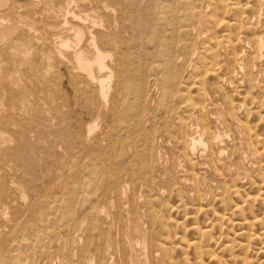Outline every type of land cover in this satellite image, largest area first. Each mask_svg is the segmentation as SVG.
Wrapping results in <instances>:
<instances>
[{
	"label": "rangeland",
	"instance_id": "obj_1",
	"mask_svg": "<svg viewBox=\"0 0 264 264\" xmlns=\"http://www.w3.org/2000/svg\"><path fill=\"white\" fill-rule=\"evenodd\" d=\"M138 1L140 4L138 3ZM67 2H68L67 0H64V1L63 0H53L54 4L62 3L61 5L63 7L65 6V3H67ZM93 2H97L99 4V6H100V4H102L101 6L106 7V9H104L105 13H103V10H101V9L97 10L99 12V14L102 13L101 14V22L105 23L106 26H105V24L101 23V26L97 25L98 27L95 26V27L90 28L88 25L89 30L92 29L91 31H93V33L96 32L97 35L99 33L98 36L100 39L99 38L98 39L101 40L100 45L102 44L101 46H103L101 48V46L99 45V48L102 52H106V51L109 52L110 51L109 52L110 54L113 53V54H111V55H113V58H114L112 60H115L116 55L118 53H121L122 49H123L125 51L122 52L121 54L125 55V58L128 57L127 60L129 61V64L134 66V67L139 65V64L141 66H143V64L146 63L145 60H147V59L149 61L154 60V63L151 64V66L150 65L148 66L149 61L147 60V65H146L147 69L146 70L141 69L144 72V76H146V77H144V79L141 80V82L144 85L140 82V90L143 89L141 91H144V92H141L140 90L139 91L143 94L142 95L143 98L141 97L142 99L137 100V102L138 103L145 102L146 103L145 108L147 111L149 110L151 112L152 110H154L153 111L154 113L153 112L149 113V111H148V112H146V114L148 113V115L153 116L155 118L157 117V115H158V117H159V115H161V117H163L164 115H166V117H168V115L170 116V112H171V110H169V109H171V107L173 105L174 107H176V112H173V115L174 116H181L182 118L180 117V120L185 121V122L182 121V123H184L182 126H185V127L180 126V128L177 127L176 130L173 129V131L176 132V134H174V132H172V135H173L172 136V135H169L171 133H169L164 126L160 125L161 124V119H160L161 117L156 118L157 119L155 121L156 128L152 130L153 131L152 133H151V131H149V133H148L149 136L152 134L151 135L152 138L150 136V139H152L151 140L152 144L150 143V145H149L150 146L149 147V149H150L149 155L150 156L148 155L149 158H148V156L145 157V162H147V163H145L146 164L145 167H147L148 164H150L148 166L147 170L149 171V174L151 172L150 176H148L149 177L148 178L149 179L148 187L149 186L151 187V188H149L150 193H148V195L150 196L151 194H154L156 192L158 194V196H156L157 194L154 195L156 197L155 198L153 197V200L158 201L159 206L156 205L157 202H155V201H153L154 205H151V204L147 205L146 204V202H147L146 201L147 200L146 194H145V192H143L145 190H141V191L137 192L140 194L142 192V194L140 195V194H137L136 192L135 193L133 192V190L131 189L132 186H130L131 188L129 189L128 204L123 203L124 205H121V208H120L119 203L117 201V198H118L117 195H118L119 190H116L114 188H113V190L110 189V191L112 192L110 195L111 197L109 196L110 198L108 197L107 199H105V198L102 199L101 194L103 191L102 192H100V191L105 190L107 182H104V181H107V178L109 177V176H106L105 173H103V172H106L107 170L102 169V168L107 167V163L104 164L105 162H107V161H105L106 159L105 160L102 159V158H105V154H106L103 152L107 151V147L109 146L108 144H110L109 143L110 140L108 142H105L108 139L107 138L108 136L106 133L107 131L105 130V127H104L106 124L103 125V127H101L102 125H100L102 119L104 120V123H106V120L104 119L105 114L103 116V113H102L99 116L95 112L96 117L95 118L91 117V116L94 117V115H95L94 111L91 110V108H90L91 106L89 105V102H87L85 99L82 100L83 98L81 97V95L79 96L78 92L75 91L77 89L76 84L70 82L71 80L74 82L75 78L68 76L70 72H67V71H69V69H67V67H68L67 61H60L58 58L54 57V54H55L54 48L55 47L53 45L51 47H49L51 45V44H49L50 41L47 44H44L43 46L41 44L42 43L41 41H39L38 43L36 41L35 43L31 44V47H33V48H31L30 44H29V47L27 46L28 44L26 45V43H28V41L26 40L27 38L24 37L25 35L22 36V34H21L20 37L18 38L19 32L15 31L12 33L13 38L10 37L9 40H7V39L4 40V42L10 41V43H3V44L0 43V45L2 44L5 46V44H6L8 46V48H7V46H5L6 47L5 49H3L4 48L3 46H0V48L3 47L2 49L4 50L3 51L2 49H0V54H1L0 58H3L2 62L3 61L8 62L10 65V66H8V63H7V65H5L6 63H4V62H3L4 63V65H3V63L0 62V74H1L0 75V77H1L0 78V80H1L0 81L1 82L0 91H2V92H0V94H1V96H0L1 97L0 98V100H1L0 101V115H2V116H0V119H1V117L2 118L6 117L7 120H8V118L10 119L9 123L7 120L3 119L4 122L1 121L2 119L0 120V125H2V128H0V130L3 131V130H6L7 128L10 129L9 126L11 127V124L13 122L17 123V124L14 123L15 126L13 125V127L16 128L15 129L16 132H10V131L8 132L7 131L8 134H7V132H6V134L10 138L8 140L11 141V139H12V141L10 142L11 146L14 145L12 147H15L14 148L15 150L18 149L16 151L19 153L18 156H19V158H21L23 164H18L20 162L17 163L15 160L11 159L9 151L8 152L4 151L1 153L3 155L5 153V156H3V155L0 156V159H1L0 166H2L1 168L4 169V170H0V174H2L1 176H3V177L0 176V178H1L0 180L3 181L6 179V181H3V182L0 181V184L2 185V187H0V191H1L0 194L2 193V196L5 197L4 198L0 195V210H1V212H0V224H1L0 233L2 232L0 234V248L3 244L5 245V241H10V239H12V237H14V234L19 232L20 237H22V238L26 237L27 240L30 239V242L33 243L32 249H33V251H35V253H37L36 254L37 256L35 255L34 258L35 259L37 257L39 258V259L37 258L36 260H34V258H31V264H34V263L35 264H42V263L43 264H46V263L49 264L48 263L49 261H50V264H64V263L65 264H67V263L72 264V262L77 263L79 261V259H78L79 249H80L81 245H83V243L85 242V239L87 237V233H88L87 228L88 229L91 228V226H92L91 224L96 223L95 225H97L99 230H100V231L97 230L96 234H98L100 232L102 235H105V236H102V235L101 236L103 238H105L106 241L110 242L109 246L111 247V251L113 250L112 252L110 251L112 253L111 257H113V260L115 259L114 261L111 262L112 264H134V263L135 264H264V40H261V44H259V45L257 44V41L260 37H261V39H264V0H151V2H150V0H146V1L145 0H136V1H134V0H120V1H118V0H111V1L110 0H96V1L91 0V1H88L87 0V3L90 5H88L86 7L87 10H85V9L83 10L84 13L82 12V9H81L82 4L80 2L77 4L75 1L74 4H76L77 6L71 5L73 7H70V9L71 10L74 9L76 11V13H78L77 15L81 16V15L85 14V11H88L89 9L90 10L94 9V8H92L95 5ZM102 2H104V5ZM125 3L128 6L125 5ZM142 3L145 4L146 8L143 7ZM106 4H108V5L106 6ZM148 4H149V6L147 7ZM109 5H110V9H109ZM118 6L121 8V11L123 12V14H121L122 12L120 10H119L120 12L118 10H115L116 8L117 9L119 8ZM75 7H76V9H75ZM113 7H114V9H111ZM152 7L155 10H153ZM166 7H168V8H166ZM233 7H235V8H233ZM238 7L241 10V11L239 10L240 12L236 11V10H238ZM243 9H245V10L243 11ZM106 10H108V11H106ZM112 10L116 11V12H112ZM138 10H140V11H138ZM118 13L120 14V16L118 15ZM105 14H107L108 16ZM110 14L113 17L112 19L110 18L111 17ZM155 14H157L156 15L157 17L155 16ZM192 14H194L196 16H194ZM102 15H104V16H102ZM124 15H126V17ZM212 15H214L215 17H213ZM2 16H5L6 19ZM2 16L0 17V23L2 21L4 23H6L8 21L7 16L6 15H2ZM117 16H119V18ZM1 18H3V19H1ZM115 18H116V20H115ZM122 18L123 19L125 18V20H123ZM157 18H159V19H157ZM215 18L217 19L216 21H215ZM117 20H119L120 22ZM110 21H111V23H110ZM152 21H154V22H152ZM217 21H219V22H217ZM115 22H119V23H115ZM133 23H135V24H133ZM153 23L156 24V26H154ZM218 23H219V26H217ZM113 24H116V27L113 26ZM118 24H120V25H118ZM151 24H153V25H151ZM160 24H161V26H159ZM249 27H251V28H249ZM107 28H109L110 31ZM133 28H135V30H133ZM155 28H157V29H155ZM99 31H102V32H99ZM124 31H127V32H124ZM120 32H123V33L121 34ZM144 32H147V33H144ZM14 33L15 34L18 33V34L14 35ZM101 33H103V34H101ZM135 33H136V35H131V34H135ZM154 34H155V36H153ZM260 34H262V35H260ZM102 35H104L105 38H107L109 36V38H107V41L104 39V37H101ZM121 35H122V37H121ZM126 35H128L129 37ZM1 36H3L2 31H0V37ZM213 36H215L216 38L214 37V39H213L212 38ZM14 37H16L17 40L14 39ZM125 37H128V38H125ZM156 37H158V39H160V40H158ZM111 38H113L114 40ZM121 38H123L124 40ZM145 38L147 41L144 40ZM13 39L16 41H18L19 39H21V40H19L17 42L19 44H17L16 46H13V43H14V45L16 43V41H13V42L11 41ZM108 39H110V40H108ZM119 39L121 42L117 41ZM128 39H129V42H128ZM102 40H104V41H102ZM21 41H22V43H20ZM108 41H109V44H108ZM140 41H142V43ZM85 42L86 41L84 40L82 42L83 44H81L82 46H84V48L86 46ZM104 42H107L106 45L104 44ZM136 42H138L140 45L137 44ZM23 43H25V46L28 49L25 47V50H27V52L25 50L21 49V52H22L21 53L20 48H19L21 46H19V45L23 44ZM152 43H154V44H152ZM8 44L11 45L10 46L11 48H9ZM141 44H142V46H141ZM148 44H150V45L152 44V47L155 46L157 50H160V53L158 54L159 56H157V54H156V57L152 58V57H149L148 55L145 56V53H142V52L140 53V51L144 52L148 49H149L148 50L149 52H151L153 50L151 48V46H149ZM213 44H215V45L213 46ZM123 45H125L126 47ZM130 45H132V46L137 45V46L131 48ZM46 46L48 48H44ZM104 46L106 47V49L110 48V50L104 51L105 50ZM120 46L122 47V49H120L121 48ZM36 47H38V48H36ZM129 47L131 48V50ZM161 47L162 48L166 47V49H167L166 53L168 54L167 56L163 55L165 53V51L163 49H161ZM134 48H138L139 51L134 49ZM168 48H170V49H168ZM15 49H17V50H15ZM52 49H54L53 52H51ZM144 49H146V50H144ZM261 50H262V52H261ZM8 51L12 52V54L8 53ZM45 51H47L48 54H46ZM116 51H118V52H116ZM18 52H19V56L22 58H20L18 56ZM114 52H116V53H114ZM27 53H31V54L27 55ZM36 53H38L39 55ZM52 53H54V54H52ZM166 53H165V55H166ZM212 53H214V54H212ZM236 53H238V54H236ZM10 54L12 55V57L10 56ZM35 54L37 55V57L39 56L38 59H40V60H37L35 58L36 57ZM143 54H144V57L140 58L141 56H143ZM210 54H211V56L217 55V57L214 56V60H215V62H217L219 60L218 62L220 63V64L218 63L219 65L216 67V69H218V70L215 72L216 75L213 77H211L212 76V75H210L211 73H208V74L205 73V71H206L205 68H207L205 66H208V63L210 62V60L207 57H208V55L210 56ZM3 55H5V57H3ZM44 55H46V56H44ZM49 55L53 59L48 57V59L46 60L47 56H49ZM132 55L133 56L135 55V56L133 57ZM169 55H171V59H172L171 60L172 61V69H173L172 72L177 76V77L174 76V77H176V79H174L175 83L172 87L174 93L178 89H180L183 92L186 90L185 88L189 87V85L191 83H193L195 81H200L199 85L198 84H197V86L194 85L196 88H191V90L189 92L187 91L188 93H186V91L183 93L184 94L186 93L187 95L192 96V98H193L191 100L192 103L194 104V102L196 101L195 104L199 108H201V105H202V103H199V102H203L202 106L204 107L205 112H204V114L202 113L201 116L199 114L195 115L194 112L191 113L189 111V112L185 113V111L181 110L182 109L181 106H183V104L181 105V103L183 102V100L180 103L181 98H177L174 95V93H173V95H171V97H169L167 99L164 98L162 91H161V88H160V85H161L160 81L165 79L166 76H164V75L166 73V70H165V73L161 72V70L164 71L163 68H165L166 67L165 64H167V63H165V62H167V60H165V59H169ZM240 55H241V57H240ZM13 56H15V57H13ZM16 56H18V57H16ZM17 58L20 61H16ZM29 58H30L31 62H29ZM143 58H144V60H143ZM13 59H16V60H14L12 63ZM49 59L51 61H49ZM129 59H132V60L130 61ZM141 59H142V61H141ZM7 60H9V61H7ZM26 60H28V61L26 62ZM214 60H213V62H214ZM0 61H1V59H0ZM36 61H39V62H36ZM47 61H49V63H47ZM134 61H136L137 63H135ZM22 62L25 64V66H27L26 68H23L24 66H22V64H18V63H22ZM34 62H35V64H32ZM40 62L42 64H40ZM64 62H66V63L64 64ZM105 62L108 65L111 64L110 60H105ZM139 62H142V63H139ZM44 63H46L45 68H43ZM50 63H52V64L50 66H48ZM53 63H55V64H53ZM56 63L58 65H56ZM62 63H63V65H62ZM28 64H32V66H36V68L35 67L32 68V66L31 65L29 66ZM38 64H40V65H38ZM1 65H3V67H2L3 70L1 69ZM14 65H16V66L20 65V67L19 66L16 67ZM55 65L59 67L58 71H57ZM8 67H9V69H8ZM13 67H16V69L15 68L13 69ZM52 67H54V68L52 69ZM34 69H36L37 71H35ZM47 69H50V70H48V72H47ZM17 70H19V71H17ZM13 71H15V72H13ZM23 71H24V73H23ZM41 71L42 72L45 71V75L48 74V75H46V79L44 77L45 75L40 74V73H42ZM49 71L50 72L52 71L53 73L51 72L52 74H50ZM65 71H66L67 76L65 74ZM5 72L6 73L10 72L12 74L9 73V75H8ZM26 72H28V73L26 74ZM32 73H33V75H35V77L32 75ZM34 73H37V75H39V76H43V77H41L42 79H40V77L36 76V74H34ZM19 74H22V75H19ZM28 74H31L32 76L28 75ZM23 75H24V77L26 75L27 76L25 78L24 77L21 78V76H23ZM49 75H52V77ZM147 75H149V76H147ZM18 76L20 78H18ZM47 76H49V77L47 78ZM10 77H12V79H10ZM36 77H39V78L36 79ZM61 77H63V78H61ZM13 78H14V80L17 81V82L15 81L14 84L11 83L14 81ZM52 78H53V80H52ZM71 78H73V79H71ZM2 79H3V81H2ZM23 79H25L26 82ZM31 79H34L35 81L36 80L37 81L35 82L34 80H31ZM43 79H44V81L42 82ZM48 79L50 80L48 82L51 83V84L49 83L50 86H47L48 84H43V83H48L47 82ZM69 79H70V81L67 82V80H69ZM145 79H147V80H145ZM6 80L9 81V83L7 84L8 85L7 87L10 86V88L6 87V84H5L7 82ZM30 80L33 82H31ZM114 80L115 79H113V81ZM27 81H29V82H27ZM22 82H25V84ZM214 82H216V84ZM38 83L40 86L43 84L41 86V88L39 87ZM32 84L36 85L35 91H34L35 85L31 86ZM71 84H72V86H71ZM152 84H154V85H152ZM209 84H215V85L212 86ZM26 85H27L26 89L29 88L28 86H31V87L29 89L25 90ZM73 85L76 88H73L74 87ZM11 86H13V87H11ZM199 86H201V87H199ZM17 87L22 88L23 90L19 89ZM47 87H49L51 89L48 88L49 90H46ZM213 87H215L216 89ZM39 88L41 90H44V91H41ZM198 88H199V91L197 90ZM3 89H4V91H3ZM15 89H18V90H15ZM37 89H39V90H37ZM71 89L73 92L71 91ZM211 89H213V90H211ZM6 90H7L8 94L5 92ZM19 90L21 91V93H23V95H20V93H18V92H20ZM45 90L47 91V94H46ZM152 90H154V92H152ZM215 90H217V91L215 92ZM26 91H28V94H25ZM31 91L33 93L34 92L35 93L34 94L31 93ZM39 91L41 92L40 95L38 94ZM49 91L52 94L53 93L54 94L53 95L50 94ZM210 91H211V93H210ZM3 92H5V93H3ZM29 92L33 96H31L29 94ZM74 92H75V94H74ZM12 93L14 95L16 94L17 97L19 96V98L20 97L21 98L20 99L19 98L14 99L12 97L13 96ZM42 93L45 94L44 96L46 99L42 98L43 97ZM125 93H126L125 97L127 96V99L129 96H130L129 97L130 99L132 98V91H130V89H128ZM144 93H145V95H144ZM49 94L51 96H49ZM87 94H86L87 97H92V95H93L91 93H87ZM186 94H185V96H186ZM203 94H204V96H203ZM5 95H6V97H5ZM59 95H61L63 98H61V96H59ZM63 95H65L66 98ZM75 95H77V97ZM25 96L26 97L29 96V97L27 99H24V98H26ZM34 96H35V98H33ZM149 96L151 99L152 98L153 99H152V103H150V100H149V104H148V100L146 101V97H147V99H150V98H148ZM3 97H4V99H3ZM51 97H53V99ZM73 97L78 99V100L80 99L79 102L75 101V99ZM206 97L208 99L210 98L209 101ZM217 97H218V99H217ZM6 98H8V100H6ZM23 99L25 100L24 103L21 102ZM28 99H30L32 104L30 102L26 103ZM33 99H35L34 102H33ZM171 99L174 102H172ZM211 99H213V100H211ZM52 100H55V101L53 102ZM61 100H62V102H61ZM3 101H5L6 104ZM13 101L16 103L19 102V104H17V108L19 110H21V107H22V110L25 111L24 113L28 114V117L25 116L27 114H23L22 110L20 111V116L14 117L13 120H12L13 117H8V113L11 111L12 107H10V108L5 107V109H6L5 110L4 107H2V106L3 105L8 106V105L14 103ZM57 101L60 104V106H58V107L56 106V105H59ZM82 101H84V104L86 105V107L84 106ZM211 101H213V102H211ZM41 102H43L44 104H45V102L47 103V104H45L48 107L47 108L45 106L46 110H45V107L43 106L44 104L42 105ZM51 102H53V103H51ZM75 102H76V104H75ZM160 102H163L164 104H160ZM223 102H225V103H223ZM55 103H57V104H55ZM61 103H63V105H61ZM65 103H66L67 107L64 106ZM78 103L79 104L82 103L83 105L81 104L78 106ZM175 103H177V104H175ZM24 104L26 107L24 106ZM29 104H31L32 106H30ZM226 104H227V106H226ZM36 105L37 106L41 105V108H40V106L37 107ZM50 105L56 107L57 110H56V108L51 107ZM166 105L168 107H166ZM73 106H74V108H73ZM160 107L161 108L163 107L164 109L166 107V109L169 111L164 113V111H167V110H164L162 108L164 111L163 110L160 111V109H161ZM174 107H173V110L175 109ZM2 108H3V110H2ZM29 108H32V109L37 108V110L34 111V110L29 109ZM80 108H82V109H80ZM149 108H151V109H149ZM7 109H8V111H7ZM48 109H50L49 110L50 112L48 111ZM83 109H86V111L85 110L83 111ZM4 110H5V112H4ZM52 110H54V111H52ZM58 110L60 111L59 113H58ZM62 110H64L65 113H63ZM67 110H68L67 115L70 112V114H71L70 116L69 115L66 116ZM33 111L36 114L33 113ZM88 111L91 113L93 111V115L90 114ZM180 111L183 114H180ZM56 112L59 114V116ZM61 112L63 115L61 114ZM38 113L39 114L42 113V114L39 115ZM175 113H177L178 115H176ZM193 113L195 116H192ZM32 114L35 117L31 116ZM154 114H156V115H154ZM189 114L191 117L189 116ZM209 114H211L212 116ZM231 114H232V116H231ZM42 115L45 117H41ZM46 116H48L49 118L51 117V120H49L48 117H46ZM64 116H65V118H64ZM198 116H200V117L198 118ZM40 117L42 119L43 118H45V119L39 121L37 118H40ZM101 117H104V118H101ZM16 118L17 119L20 118V121L16 120ZM25 118H28V120L26 119L28 124L25 123L26 122L24 120ZM31 118H36L37 121L35 119H31ZM91 118L93 119V121L91 120ZM21 120H22V122H21ZM31 120H33V121H31ZM43 121H45L44 124H42ZM94 121H96V122L98 121L97 124L99 125V127H98L99 129H96L97 131L95 130V132L97 134L94 132L91 135V136H94L95 138L90 136L91 137L90 140H92V138L94 140V141L92 140L93 144H92V141H90V140L87 141L88 144H86L85 142L83 144V142H81V139H78L79 138L78 134L81 135L83 133L82 134L83 136H80V138L87 136V132H86L85 128H87V126L92 124V123H96ZM2 122L5 124H3ZM33 122H34V124H33ZM58 122H60L61 124L60 123L58 125L55 124ZM39 123H41L44 127ZM46 123H47V126H46ZM24 124H25V126H24L25 128L23 127ZM84 124H85V126H84ZM86 124H87V126H86ZM128 124H133V122L129 121ZM193 124H195V125H193ZM6 125H8V127ZM34 125H36V126H34ZM39 125H41V127H43V128L40 127L39 129H37V127H39ZM54 125H56V126L54 127ZM60 125L62 126L61 129H60ZM133 125H131L132 129H133V127H135ZM33 126L35 127V129ZM45 126L46 127L49 126L48 127L49 129L47 128L46 132L44 130V128H46ZM57 126H59V127H57ZM27 127H28V129H27ZM181 127L183 128L182 131L180 130ZM197 127H198V129L202 128L205 130V133L203 134V139L205 140V142L207 144L206 147L205 148L204 147H202V148L196 147L195 149H197V150H194L195 151L194 153L188 152L186 154L183 153V151H180L179 149H177V145H175L174 143L177 144L179 142L180 143L183 142V138L185 139L188 136L189 131L191 129L195 130ZM17 128H21V131H19ZM57 128H59V129H57ZM239 128L240 129L242 128V130H240ZM31 129H32L33 133L31 132ZM53 129L54 130L56 129V130L54 131ZM132 129H131V131H134ZM206 129H208V131ZM35 130H36V132H35ZM41 130H44V131L41 132ZM57 130H58V132H56ZM60 130H62V131H60ZM102 130H105V131H102ZM186 130H189V131H186ZM23 131H25L26 134H24L25 132L23 133ZM49 131H50V133H48ZM19 132H21V134H20L21 136L19 135ZM37 132L39 133L40 136L37 135L38 134ZM44 132H45V134H44ZM54 132H55V136H56V133L60 134L61 136L57 135L55 137L53 134ZM79 132H82V133H79ZM185 132L188 134H185ZM30 133H32V134H30ZM63 133H65V134H63ZM71 133H72V135H70ZM212 133H213L214 137L217 136L220 140L218 138L216 140L215 139L210 140ZM16 134H18V135H16ZM114 134L117 135L116 132H114ZM135 134H133L134 138L133 137H131V138H133V139L137 138V133H135ZM157 134H158V136H157ZM13 135L17 136V137H14ZM25 135H27V137H25ZM28 135H29V137H28ZM41 135H43L42 138H41ZM62 135L64 136L65 139L63 138ZM65 135H67V138ZM95 135H97V136H95ZM35 136H37V137H35ZM47 136H49L50 139H52V138H55V139L48 141L49 138H46L44 140V137H47ZM160 136H162V137H160ZM163 136H166V137H163ZM171 136L174 139H172ZM182 136H184V137H182ZM220 136H223V137H220ZM19 137L20 138L22 137L23 140H21L22 138L19 140ZM73 137H75L76 140H79V141L76 142L75 138H73ZM97 137H99L100 140ZM102 137H103V139H102ZM155 137H157V138H155ZM168 137H170L171 139ZM205 137L207 138V140ZM14 138H16V139H14ZM57 138L59 139V141ZM96 138L98 141L96 140ZM121 138H119V140L123 142L124 148H125L124 152H126V153H124V152L119 153V151L118 152L116 151V149L119 150V145L116 144V142H118L119 140H117L116 136L113 137V142L115 143V146L117 145V147H115V152H114V156H116V157H114L110 160V161H113L112 162L113 164L109 163V165H111L114 170L112 168H110L111 166H109V168L112 171L108 168V170L111 172L112 177L115 175L114 178L116 179L117 175H118V178L116 179L117 181L115 180L116 183L119 181H120L119 183H121L123 180L124 181L128 180V178L124 177V176H123L124 179L121 178V176L123 174L121 171L125 170L126 173H127L126 170L134 172V171L138 170V168H139L138 165H140L139 159L134 156L133 148L130 147L131 149H129V148L125 147L126 144L128 142H130V140L125 138V137L124 138L121 137ZM176 138H179L182 141H180L179 139H176ZM13 139L17 143H15ZM37 139H39L40 141L39 140L37 141ZM60 139H61V142H62V140L64 141V143H65L64 145H62L63 142H62V144L56 143V142H60ZM41 140L42 141L44 140L43 143ZM66 140L67 141L72 140L73 144L71 143L72 141L70 142L72 144L71 145L70 143L66 142ZM95 140L97 142H95ZM101 140H103L102 144L98 143ZM175 140H176V142H175ZM20 141L21 142L23 141V142L20 143ZM45 141H48V142H45ZM37 142H39V143H37ZM79 142H81V144ZM89 142H91V144ZM208 142H210L211 144ZM223 142H224V144H223ZM45 143H48V144L46 145ZM97 143L99 146L97 145ZM111 143H112V141H111ZM22 144L23 145L25 144L28 146H24V147L22 146V148H21ZM33 144H36V145L33 146ZM38 144L40 145V147L38 146ZM67 144H70V145H67ZM77 144H79V145H77ZM17 145L20 147L16 148ZM41 145L43 148L41 147ZM103 145H104V147H103ZM47 146L49 148H47ZM60 146H61V148H60ZM65 146H67V147L69 146L70 149L71 150L73 149V150L71 151L68 148L69 149V152H68V150H66L67 147H65ZM82 146H84L86 149H88V148L89 149L85 150V148ZM100 146L103 148H106V149H104L105 151L103 150V148L99 149ZM55 147L57 150L54 149ZM94 147H99V148H96L97 149L96 150ZM30 148L36 149V152H35V150H33V153H32V149H30ZM39 148L43 152L41 150H39ZM76 148H78V149L76 150ZM91 148L92 149L94 148L97 152L101 150L100 152H101L102 156H101V154H98V156H97L96 151L94 149L92 150ZM20 150H21V152H20ZM24 150H27V151L25 152ZM55 150H56V152H55ZM79 150H81V151L79 152ZM83 150H85L84 151L85 153L87 152L86 153L87 156L84 155V152H82ZM1 151L2 150L0 148V152ZM29 151L31 152V154ZM93 151L95 154L92 153ZM131 151H133V152H131ZM67 152H68V154H66ZM88 152L91 153V156L89 155ZM160 152H162V153H160ZM78 153H82V154H78ZM56 154L58 156L59 155L62 156V158L61 157L58 158V156H56ZM152 154L155 156L153 157ZM188 154H190V155H188ZM34 155H37L36 156L37 158ZM95 155L97 157L96 161H94L96 158ZM123 155H125V157H123ZM48 156H49V159H48ZM80 156H85V159L84 160L79 159ZM92 156L94 159L93 161H92ZM100 156H101V158H100ZM6 157L7 158L9 157V159L6 160L5 159ZM26 157L28 160H25ZM39 158H43V159H45V160L47 159V160L46 161H43V159L37 160ZM57 158L61 161L62 165H61V163L58 164L59 161L57 160ZM129 158H131V159H129ZM146 158H148V160ZM152 158L157 160V161H153ZM199 158L201 161L199 160ZM50 159H51V161H50ZM88 159L91 160V162H89ZM120 159L123 160L122 164H119L121 162ZM124 159H125V161H124ZM8 160H11V161H8ZM33 160H36V162ZM52 160H54V161H52ZM70 160H71V165L67 164V163H70V162H68ZM102 160H104L105 162ZM149 160H150V162H148ZM27 161H28V165H27ZM77 161H78V163H81V162L82 163L78 164ZM86 161H87V163H86ZM221 161H222V164H221ZM7 162H8V164L10 163L11 166L8 165ZM46 162L49 164H47ZM53 162H54V165H53ZM92 162L96 163V165L100 162H102V163L98 164V166H96L93 163L95 166H91V165H93ZM89 163H90V165H89ZM116 163H118V164H116ZM126 163L129 165V167ZM5 164H7V165H5ZM29 164H32V165H29ZM35 164H37L38 168L35 166ZM47 165H48V167H47ZM65 165H69V166H65ZM74 165H76V166L74 167ZM123 165H124L125 169L122 168V170H121V167H123ZM207 165H208V167H207ZM23 166H25V167H23ZM60 166H62V168ZM83 166H84V168H82ZM89 166H91V167H89ZM40 167H43V169H40ZM44 167H46V168H44ZM70 167H72V168H70ZM88 167L90 169H88ZM96 167H97V170L102 169L105 171L98 170V172H97ZM32 168H33V170H32ZM49 168H50L49 171L54 170L55 172H49L48 171ZM190 168H192V169H190ZM17 169H22V170H17ZM28 169H30V170L28 171ZM34 169L36 170V172H34ZM55 169H57V172ZM62 169H64V171H62ZM72 169H73L74 174L77 175V176L74 175L76 178L74 176H71L73 174L71 172ZM84 169H85V171H84ZM58 170H61L62 174L59 173L60 171H58ZM5 171H7V172H5ZM9 171H10V173H9ZM12 171H15V172H12ZM68 171L71 172V174H69ZM76 171H79V172H76ZM99 171L101 172V174ZM113 171H114V173H112ZM21 172L24 176L22 174H20ZM29 172H32L31 173L32 175H30ZM46 172L49 173V176H48V173H46ZM94 172L96 174H94ZM11 173L12 174L15 173V174L11 175ZM33 173L35 174V177H34ZM154 173H156V176ZM37 174H38V177H36ZM39 174H41V175H39ZM44 174L45 175L47 174L46 176L48 177V179L52 180L51 184H52V182H54L53 184H55L57 182L56 184L58 186L55 187L53 184L50 186V184L46 183L48 179L46 178V176H44ZM55 174H56V176H54ZM78 174H80L79 176H81L82 174L83 175L86 174L85 175L86 177L82 175L80 177V179H82V180H79ZM57 175H59V176L62 175L63 177L66 176V178L61 179L62 177L60 178ZM25 176H27V177L22 178ZM153 176L155 178L157 177V179L155 180V178ZM54 177L56 179V180L54 179L55 181L53 179H51ZM87 177L89 178V180H92V181H89V180L87 181V179H86ZM33 178L35 180H33ZM67 178L68 179L70 178V180L68 181ZM71 178H72V180H71ZM12 179H15V180H12ZM39 179H42V181ZM43 179H44V181H43ZM57 179H59V180H57ZM75 179L77 181L79 180L78 181V184L80 183L79 185L77 184ZM17 180H19V181H17ZM38 180L41 181L42 183L39 182ZM97 180H100V181H97ZM160 180L162 183H164L163 180H165L168 183H164V184L158 183V182H160ZM12 181H16V182L12 183ZM22 181H24V182H22ZM25 181L28 182L27 185H26L27 182H25ZM37 181L39 182L38 183L39 186L42 185V187H38V184H36ZM81 181H82V183H81ZM101 181H103V182H101ZM176 181L178 183H175ZM5 182H7V183H5ZM21 182H22L23 186L20 185ZM30 182L32 183L31 185H30ZM72 182L73 183L75 182V183L73 184ZM90 182L93 183V184L91 183L93 186L89 184ZM155 182L157 183V185H159V187H161V185L165 187V184H166L167 188L161 187L162 190L160 191L159 189H161V188H159ZM10 183L12 185H16V186L20 185V186L18 188L16 187L17 189H14L13 187H15V186L9 185ZM45 183L48 185H46ZM58 183H61L62 186H60L61 184H58ZM71 183L74 186L70 185ZM83 183L85 185H82V186H84L85 190L81 191V189H83L81 184H83ZM102 183L104 185V188H102L103 186H100V185H102ZM65 184H66V186H65ZM68 184H69V186H68ZM173 184H175V185H173ZM24 185H26V187L30 185V186H32V189H31V187L26 188V187H24ZM117 185H120V184H117ZM9 186H12V187L10 188ZM35 186H36V192L34 191ZM44 186L47 190L50 189V190H48V192H49L48 196H46L47 190L44 188ZM97 186L98 187L100 186L102 189L98 188ZM153 186H155V189L157 188L156 191H154L155 189L152 188ZM5 187H7V189ZM53 187H55L58 191L56 189H54ZM88 187H91V189L90 188L88 189ZM93 187H95L94 188L95 190L92 189ZM12 188L14 190H16L17 192L12 190ZM19 188H21V189H19ZM37 188L38 189L41 188V191H40V189L37 190ZM42 188L45 190H43ZM115 188L118 189L117 186H115ZM1 189L4 190V193L2 192L3 190H1ZM29 189H31L34 192L32 193V191ZM63 189H64V192H63ZM68 189H72L73 191L68 190ZM65 190H68L69 192H67ZM12 191H14V192L12 193ZM18 191H21V192H18ZM79 191H81V193ZM87 191H88V193H87ZM9 192L11 195H13V196H11V198L9 196L10 195ZM15 192L20 194V195L24 194L25 198L26 197L27 198L25 199L23 197L24 195L19 197L18 194H16ZM98 192H100V194ZM113 192H115L116 194H114ZM5 193H8L9 195H7ZM61 193H62V197H60ZM68 193H70V194H68ZM85 193H86V195L87 194H90V195L85 196ZM92 193H94V194L92 195ZM28 194H31V196H29ZM64 194H65V197L63 196ZM67 194H68V196H67ZM14 195H16V197H14ZM32 195H34V196H32ZM49 195H51V197H49ZM70 195H72V196L70 197ZM113 195H116V197H114ZM37 196H39V197H37ZM73 196H75V197L73 198ZM139 196H141V198ZM142 196H144V197H142ZM42 197H44V198H42ZM52 197H53V200H52ZM88 197H89V200H88ZM98 197H100V198H98ZM132 197H134L135 199H133ZM3 198L6 199V201H4ZM39 198H41V199H39ZM156 198H157V200H156ZM17 199H19L20 202ZM43 199H44V201L47 199V201H45V203H41L40 201H42ZM92 199H93V201H92ZM101 199H102V201H101ZM113 199H115V200H113ZM9 200L10 201L12 200V201L10 202ZM31 200L32 201L34 200V201L32 202ZM50 200H52L53 202H56V203H58V201H59V203H58L59 205L56 204L57 208L55 207L53 202H51V203L49 202ZM107 200L112 202V203L107 202ZM14 201H15V205H12V203H14ZM16 201H18L19 204L16 205V203H18ZM21 201H23V202H21ZM28 201H31V203ZM37 201H39V202H37ZM60 201H62V202H60ZM72 201H73V204H72ZM7 202H9L11 204H9ZM103 202L107 203V205H109V206H107ZM132 202H134V203H132ZM135 202H137V203H135ZM101 203H103V204H101ZM144 203H145V205H144ZM4 204H5V207H4L5 210L3 211L4 208H2V207L4 206ZM30 204H32L31 206H33V207H31ZM33 204H36V205H33ZM63 204H65V205H63ZM68 204L69 205L71 204L72 206H68ZM135 204H137V205L135 206ZM19 205L23 206L22 207V209H24L23 211L27 210V212H28V210H29V212L30 211L33 212V210H34L33 215L30 214L31 212L30 213L28 212V214L26 211L22 212V209H21V207H19ZM48 205H50V208L48 207ZM105 205H106V207H104ZM110 205H112V206H110ZM16 206H17V208H15ZM36 206H38V208ZM45 206H46V209H45ZM58 206H60V207H58ZM149 206L150 207L152 206L151 207L152 210H151V208L149 209ZM154 206H156L157 208H154ZM7 207H9V208H7ZM10 207H12V208H10ZM54 207L56 209H59V210L55 209V211H53ZM70 207H71V209H69ZM135 207H136V209H134ZM124 208H125V210H124ZM6 209H7V211H6ZM61 209L63 211H60ZM83 209H85V210H83ZM102 209H104V211H105L104 213L101 212ZM36 210H39V211H36ZM40 210H42L45 213V215L41 214L42 211H40ZM69 210L73 211V212L70 213ZM89 210H92V211H89ZM18 211L20 213H18ZM50 211L52 212V215L50 214ZM65 211L70 213V214L67 215V213ZM93 211H95V215L97 214V215H101V216H97V215L94 216ZM155 211H156V213H155ZM47 212H49V213H47ZM58 212L61 214H59ZM87 212H89V213H87ZM90 212H92V213H90ZM96 212H99V213H96ZM106 212H108V213H106ZM131 212H132V215H130ZM15 213H17V215ZM53 213H56V214H54L55 217H54ZM62 213H64V214H62ZM111 213L114 214V217H113V215H111ZM126 213L129 214L128 215L129 217L127 216ZM35 214H36V216H35ZM88 214H91V215L89 216ZM105 214H110L111 217L110 216L107 217V215H105ZM117 214H118V216H116ZM43 215H44V217H43ZM50 215H51V217H50ZM64 215H66L67 217ZM102 215H104V216H102ZM124 215L126 216V218H124L125 217ZM16 216H19V217H16ZM28 216H30L31 219L28 218ZM37 216H39L40 218ZM56 216H58V217H56ZM12 217H13V219H12ZM14 217H16V218H14ZM59 217H62V218H59ZM92 217L94 218L95 221L96 220L97 221L95 222ZM102 217L103 218L105 217L104 218L105 220L102 219ZM130 217H133V218H131L132 220L129 219ZM5 218H7V219H5ZM8 218L9 219L11 218V219L9 220ZM48 218H50V219H48ZM52 218L55 219L54 222H53ZM58 218L60 221L58 220ZM98 218H101L102 220L100 221V219H98ZM111 218H112V220H111ZM113 218H114V220H113ZM122 218H124V219H122ZM127 218H128V220H127ZM116 219H119V220H116ZM1 220H3V221L1 222ZM7 220L10 222L7 223ZM110 220H111L112 224L110 223ZM122 220H124V221L122 222ZM135 220H137V221H135ZM30 221L31 222L34 221V224L31 223ZM46 221L49 224L47 223V225H45ZM63 221H65V222H63ZM104 221L105 222L107 221V222L105 223ZM243 221L244 222L247 221V223H244ZM50 222H51V224H50ZM36 223H37V225H35ZM40 223H42L43 225L41 224V226L39 228L40 230H37L36 226L38 228ZM57 223H59V224L62 223V225L61 226L59 225V227L56 228ZM74 223H76V224H74ZM103 223H105L104 226H106V224L107 225L109 224L110 227H108V226L104 227ZM130 223H132V224H130ZM135 223H136V226H139L138 228H139L141 233L143 232L141 230L144 229L145 234L142 233V235H143L142 238L145 239V242H144L145 249H143V250H142L141 245L138 246L135 244L137 240H140V242L144 241L143 239H139L138 238L139 235H137L136 233H135L136 235L133 234L134 233L133 228L135 229V227H134ZM7 224H9V226ZM10 224H12V225L10 226ZM4 225H5V227H4ZM13 225H14V227H13ZM51 225H54V227ZM74 225H76V226H74ZM100 225H102V226H100ZM122 225H123V227H122ZM140 225H141V227H140ZM32 226H34V227H32ZM46 226L49 228H46ZM12 227H13V229H12ZM51 227L53 229L56 228L57 230H54L56 232L51 230L52 229ZM17 228L19 230L21 228V230L19 231V230H17ZM122 228L127 229V231L125 229L122 230ZM153 228H154V230H153ZM32 229H34V230H32ZM109 229L111 231H109ZM3 230L7 231V234ZM121 230L123 231V233ZM42 231H44L45 233ZM8 232H10V233H8ZM34 232H36V233H34ZM11 233H12V235H11ZM42 233H44L45 235H42ZM46 233H49V234H46ZM60 233H62L65 236H62V234H60ZM111 233H112V235H111ZM2 234L6 235V238H7L6 240H4L5 236H3ZM21 234H24L25 236L21 235ZM59 235H60V237H58ZM108 235L110 236L109 239L111 241L108 240V237H109ZM132 235H135V236H132ZM34 236L37 239L32 238ZM42 236H44V239ZM128 236H130V237H128ZM76 237H78V239ZM82 237H84V238H82ZM125 237H127V239H129V240H127ZM134 237H135V239L131 240V242H133L134 244L132 243V245H130L131 244L130 239H133ZM181 237H183V238H181ZM58 238L60 240H58ZM70 238H71V240H70ZM180 238L183 239L184 241L180 240ZM35 240L37 243L34 242ZM52 240L56 241L55 244ZM64 240H66L67 242ZM125 240H127V241L125 242ZM146 240L148 241V243L150 245L147 246L148 243H146L147 242ZM78 241H79V243H78ZM70 242H71V244H70ZM189 243H193V244L191 245ZM78 245H80V246H78ZM155 245L157 247H155ZM62 246H63V248H62ZM70 246H72V247H70ZM129 246H130V248H129ZM132 246H134V247H132ZM2 247H4V246H2ZM54 247H56V248H54ZM74 247L76 250L73 249ZM77 247H79V248H77ZM138 247H140V248H138ZM153 247L156 248L157 252ZM64 248H66V249H64ZM133 248H135V251L136 250L140 251V249H141V251L140 252L136 251L137 253H134ZM150 249H152V250H150ZM57 250H59V252H57ZM70 250H72V251L74 250V252H69ZM128 250H130V252ZM21 251H20V253H22ZM31 251H30V253H32V254L29 253V255L33 256L34 252L33 251L31 252ZM75 251H76V253H75ZM140 253H146V254L142 255ZM14 254H16V253H14ZM25 254H26V252L22 254L23 256L21 254H20V256H22L24 258ZM147 254L150 255L149 257H151V259L147 258L148 257ZM152 254H154V255H152ZM158 255L160 257H158ZM145 256H146V258H145ZM152 256H153V258H152ZM40 257L44 258L42 263H39L42 260ZM59 257H60V259H59ZM158 258H160V259H158ZM129 259H131V260H129ZM46 260H48V262ZM129 261H131V262L129 263ZM135 261H137V262H135ZM143 261H144V263H143ZM51 262H53V263H51ZM88 264H98V263H96L95 261H90Z\"/></svg>",
	"mask_w": 264,
	"mask_h": 264
},
{
	"label": "bare ground",
	"instance_id": "obj_2",
	"mask_svg": "<svg viewBox=\"0 0 264 264\" xmlns=\"http://www.w3.org/2000/svg\"><path fill=\"white\" fill-rule=\"evenodd\" d=\"M64 1V0H63ZM68 2L67 3H65V6L63 7L61 4L62 3H57V4H54L53 3V0H0V17L2 16V15H6L7 16V18H8V21L6 22V23H4L3 21L0 23L1 25H0V31H2V33H3V36H1L0 37V43H10V41L8 42L7 40H9V38L10 37H12L13 38V36H12V33L13 32H15V31H18L19 32V34H18V38L20 37V35L22 34V36H24V37H26L25 39L28 41V43H26V45L29 47V44H30V47H31V44H33V43H35L36 41H37V43L39 42V41H41L42 43V46L44 45V44H47L49 41H50V43L49 44H51L49 47H51L52 45L55 47L54 49L56 50H54V49H52V51L51 52H53V50H54V53H52V54H54V57L55 58H58L60 61H67V69H69V71H67V72H70L69 73V75L68 76H71V77H74L75 78V81L73 82L72 80L70 81V79L69 80H67V82L68 81H70V82H72V83H75L76 84V87H77V89L75 90L76 92H78V94H79V96L81 95V97L83 98L82 100H86L87 102H89V105L91 106L90 108H91V110H93L94 111V117L93 116H91L92 118H95L96 117V113L100 116V114H102L103 113V116H104V114H105V118L104 117H101V118H104L105 120H106V123H104V120L102 119V121H101V123H100V125H102L101 127H103V125H105L104 127H105V130L107 131L106 133H107V140L105 141V142H108L109 140H110V144H108L109 146L107 147V151L106 152H103V153H106L105 154V158H102V159H106L105 161H107V162H105L104 160H102V161H104L105 163L104 164H106L107 163V167H105V168H102V169H105V170H107L106 172H103V173H105L106 174V176H109L108 178H107V181H104V182H107L106 183V188H105V190H101L100 192H102V199L103 198H105V199H107L110 195H111V191H110V189H112L113 190V188L114 189H116V190H119L118 191V198H117V201H118V203H119V206H120V208H121V205H124V204H128V197H129V189L131 188L130 186H132V190H133V192L135 193H137V192H139V191H141V190H145V191H143V192H145V194H146V198H147V202H146V204L147 205H149V204H151V205H154L153 203V201H155V200H153V197L155 198L156 196H158V194L155 192L154 194H151L150 196L148 195V193H150V190H149V188H151L150 186L148 187V183H149V177L148 176H150V174H151V172H150V174H149V171L147 170V168H148V166L150 165V164H148V166L147 167H145L146 166V164L145 163H147V162H145V157H147L148 155H149V145H150V143H151V140L152 139H150V136L152 135H150L149 136V131H151V133L153 132L152 130L153 129H155L156 128V124H155V121L157 120L156 118H160L161 117V115H159V117H158V115H157V117L155 118V117H153V116H150V115H148V113L146 114V112H148L147 110H146V103L145 102H142V103H138L137 102V100H141L143 97H142V93L141 92H144V91H141V90H143V89H141L140 90V82H141V80L142 79H144V77H146V76H144V72L141 70V69H147L146 68V65H147V60H145L146 61V63L145 64H143V66H141L139 63H142V62H139L138 64L139 65H137V66H132V65H130L129 64V61L127 60L128 59V57H126L125 58V55H122L121 53L122 52H124L125 50H123L122 49V47L120 48V49H122V52L121 53H118L117 55H116V57H115V60H112V59H114L113 58V55H111V54H113V53H109V52H107L106 50H110V48H108V49H106V47L104 48L105 50L104 51H106V52H102L101 50H100V48H99V45H100V43H101V40H99L100 38H99V33H98V35H97V33L96 32H94L93 33V31H91V30H89V27L90 28H92V27H95V26H101V23H103V22H101V14H99V12L97 11V10H103V13H105V11H104V9H106V7H103V6H101L102 4H100V6H99V4L97 3V2H93L94 4V6L92 7V8H94L93 10H88V11H85V14L84 15H81V16H78L77 14L78 13H76V11L73 9V10H71L70 9V7H73V6H71V5H76V4H74L75 3V1H76V3L78 4L79 2L82 4V7H81V9H82V12H83V10L85 9V10H87V6L88 5H90V4H88L87 3V0H67ZM78 1V2H77ZM88 1H91V0H88ZM93 1H96V0H93ZM111 1V0H110ZM118 1H120V0H118ZM134 1H136V0H134ZM146 1V0H145ZM150 2H151V0H150ZM170 2V1H169ZM103 3V5H104V2H102ZM138 3H139V1H138ZM148 3V2H147ZM146 3V4H147ZM130 4V3H129ZM140 4V3H139ZM151 4V3H150ZM166 4V3H165ZM108 4H106V6H107ZM125 5H127L126 3H125ZM124 5V6H125ZM138 5V4H137ZM142 5H143V7H145V4H143L142 3ZM77 6V5H76ZM128 6V5H127ZM149 6V4L147 5V7ZM197 6V5H196ZM115 7V6H114ZM114 7L113 8H111V9H114ZM119 7V6H118ZM126 7V6H125ZM236 7V6H235ZM235 7H233V8H235ZM78 8V7H77ZM120 8V7H119ZM115 9V10H120L121 11V8L120 9ZM146 8V7H145ZM166 8H168V7H166ZM241 8V7H240ZM75 9H76V7H75ZM109 9H110V5H109ZM152 9L153 10H155L153 7H152ZM170 9V8H169ZM136 10V9H135ZM147 10V9H146ZM149 10V9H148ZM240 9H239V7H238V10H236L237 12H240L239 11ZM245 9H243V11H244ZM106 11H108V10H106ZM111 11V10H110ZM119 11V12H120ZM129 11V10H128ZM138 11H140V10H138ZM169 11V10H168ZM112 12H116V11H113L112 10ZM122 12V11H121ZM203 12V11H202ZM84 13V12H83ZM82 13V14H83ZM109 13V12H108ZM111 13V12H110ZM138 13V12H137ZM136 13V14H137ZM80 14V13H79ZM117 14V13H116ZM121 14H123V12L121 13ZM203 14V13H202ZM105 15H107V14H105ZM111 15V14H110ZM118 15L120 16V14L118 13ZM139 15V14H138ZM157 14H155V16H156ZM192 15H194V14H192ZM215 15V14H214ZM214 15H212L213 17H215ZM102 16H104V15H102ZM108 16V15H107ZM115 16V15H114ZM119 16H117L118 18H119ZM125 17H126V15H124ZM140 16V15H139ZM194 16H196V15H194ZM193 16V17H194ZM203 16V15H202ZM206 16V15H205ZM2 17H4L5 18V16H2ZM157 17V16H156ZM198 17V16H197ZM260 17V16H259ZM111 19L113 18L112 17V15H111V17H110ZM121 18V17H120ZM134 18V17H133ZM171 18V17H170ZM1 19H3V18H1ZM6 19V18H5ZM110 19V20H111ZM123 19V18H122ZM139 19V18H138ZM137 19V20H138ZM157 19H159V18H157ZM115 20H116V18H115ZM114 20V21H115ZM120 20V19H119ZM119 20H117V21H119ZM123 20H125V18L123 19ZM217 19L215 18V21H216ZM219 20V19H218ZM112 21V20H111ZM111 21H110V23H111ZM159 21V20H158ZM214 21V20H213ZM105 22V21H104ZM109 22V21H108ZM120 22V21H119ZM119 22H115V23H119ZM122 22V21H121ZM132 22V21H131ZM152 22H154V21H152ZM195 22V21H194ZM217 22H219V21H217ZM221 22V21H220ZM114 23V22H113ZM151 23V22H150ZM103 24H105V23H103ZM124 24V23H123ZM133 24H135V23H133ZM141 24V23H140ZM154 24V23H153ZM153 24H151V25H153ZM177 24V23H176ZM222 24V23H221ZM251 24V23H250ZM88 25H89V27H88ZM118 25H120V24H118ZM150 25V24H149ZM148 25V26H149ZM193 25V24H192ZM217 25V24H216ZM97 26V27H98ZM105 26H106V24H105ZM112 26V25H111ZM113 26H115L116 27V24H113ZM112 26V27H113ZM129 26V25H128ZM147 26V27H148ZM154 26H156V24H154ZM159 26H161V24L159 25ZM217 26H219V23H218V25ZM216 26V27H217ZM119 28V27H118ZM204 28V27H203ZM249 28H251V27H249ZM101 29V28H100ZM107 29H109V28H107ZM113 29V28H112ZM148 29V28H147ZM155 29H157V28H155ZM163 29V28H162ZM201 29V28H200ZM247 29V28H246ZM98 30V29H97ZM105 30V29H104ZM121 30V29H120ZM131 30V29H130ZM133 30H135V28H133ZM142 30V29H141ZM149 30V29H148ZM147 30V31H148ZM204 30V29H203ZM96 31V30H95ZM109 31H110V29H109ZM113 31V30H112ZM208 31V30H207ZM99 32H102V31H99ZM105 32V31H104ZM119 32V31H118ZM124 32H127V31H124ZM133 32V31H132ZM96 33V34H95ZM114 33V32H113ZM121 34L123 33V32H120ZM129 33V32H128ZM131 33V32H130ZM144 33H147V32H144ZM161 33V32H160ZM17 34H15L14 33V35H17ZM101 34H103V33H101ZM110 34V33H109ZM150 34V33H149ZM208 34V33H207ZM96 35V36H95ZM120 35V34H119ZM131 35H136V33L135 34H131ZM144 35V34H143ZM157 35V34H156ZM260 35H262V34H260ZM112 36V35H111ZM126 36H128V35H126ZM138 36V35H137ZM153 36H155V34L153 35ZM101 37H104V35H102ZM121 37H122V35H121ZM129 37V36H128ZM128 37H125V38H128ZM147 37V36H146ZM214 37L215 36H213L212 38L214 39ZM257 37V36H256ZM11 38V39H12ZM23 38V37H22ZM99 38V39H98ZM107 38H109V36L107 37ZM107 38H105L104 37V39L107 41ZM131 38V37H130ZM157 39H158V37H156ZM216 38V37H215ZM263 38V37H262ZM5 39H7L6 41L7 42H4V40ZM14 39H16V37H14ZM11 40L12 42L13 41H16V40ZM24 39V38H23ZM111 39H113V38H111ZM118 39V38H117ZM121 39H123V38H121ZM19 40H21V39H19ZM18 40V41H19ZM86 41L85 43H86V46H85V48H84V46H82L81 44H83L82 42L83 41ZM108 40H110V39H108ZM114 40V39H113ZM124 40V39H123ZM140 40V39H139ZM145 41H147L146 40V38L144 39ZM158 40H160V39H158ZM261 40H264V39H261V37L258 39V41H257V44L259 45V44H261ZM18 41H16V43H15V45H14V43H13V46H16L17 44H19V43H17ZM102 41H104V40H102ZM117 41H120V39L119 40H117ZM222 41V40H221ZM220 41V42H221ZM242 41V40H241ZM26 42V41H25ZM121 42V41H120ZM123 42V41H122ZM128 42H129V39H128ZM141 43H142V41H140ZM157 42V41H156ZM256 42V41H255ZM20 43H22V41L20 42ZM36 43V44H37ZM84 43V44H85ZM106 43L107 42H104V44L106 45ZM137 44H139L138 42H136ZM253 43V42H252ZM0 45V46H3L2 48L3 49H5L6 47L5 46H7L6 44H5V46L4 45ZM40 44V43H39ZM108 44H109V41H108ZM152 44H154V43H152ZM152 44L150 45V44H148L149 46H151V48L153 49L151 52H149L148 50H146V49H144V50H146V51H140V53L142 52V53H145V56L146 55H148L149 57H152V58H155L156 57V54H157V56H159L158 54L160 53V50H157L156 49V47L154 46V47H152ZM256 44V45H257ZM9 45V48H11L10 46V44H8ZM35 45V44H34ZM102 45V44H101ZM100 45V46H101ZM140 45V44H139ZM215 44H213V46H214ZM252 45V44H251ZM12 46V47H13ZM19 46H21V47H19L20 48V52H21V49H23V50H25V43H23V44H20ZM113 46V45H112ZM123 46H125V45H123ZM137 46V45H136ZM135 45L134 46H132V45H130V47L132 48V47H136ZM141 46H142V44H141ZM148 46V47H149ZM198 46V45H197ZM103 46H101V48H102ZM126 47V46H125ZM128 47V46H127ZM129 47V48H130ZM139 47V46H138ZM146 47V46H145ZM147 47V48H148ZM163 47V46H162ZM161 47V49H163L164 51H165V53H166V51H167V49H166V47L165 48H162ZM2 48H0V49H2ZM7 48H8V46H7ZM27 48V47H26ZM31 48H33V47H31ZM36 48H38V47H36ZM42 48V47H41ZM44 48H48L47 46L46 47H44ZM43 48V49H44ZM53 48V47H52ZM131 48H130V50H131ZM144 48V47H143ZM2 49V50H3ZM14 49V48H13ZM28 49V48H27ZM30 49V48H29ZM40 49V48H39ZM128 49V48H127ZM134 49H136V50H138V48H134ZM166 49V50H165ZM168 49H170V48H168ZM15 50H17V49H15ZM14 50V51H15ZM22 50V51H23ZM50 50V49H49ZM142 50V49H141ZM4 51V50H3ZM2 51V52H3ZM26 52H27V50H25ZM30 51V50H29ZM41 51V50H40ZM48 51V50H47ZM47 51H45L46 52V54H48V52ZM114 51V50H113ZM120 51V50H119ZM134 51V50H133ZM139 51V50H138ZM163 51V52H164ZM1 52V53H2ZM31 52V51H30ZM38 52V51H37ZM44 52V51H43ZM116 52H118V51H116ZM116 52H114V53H116ZM226 52V51H225ZM261 52H262V50H261ZM8 53H11L12 54V52H10V51H8ZM22 53V52H21ZM25 53V52H24ZM136 53V52H135ZM165 53L163 54L164 56H167L168 54L166 53V55H165ZM240 53V52H239ZM10 54V56L12 57V55ZM14 54V53H13ZM29 54H31V53H27V55H29ZM36 54H38V53H36ZM35 54V58L37 59V60H40V59H38V57H37V55ZM184 54V53H183ZM212 54H214V53H212ZM222 54V53H221ZM236 54H238V53H236ZM1 55V54H0ZM15 55V54H14ZM39 55V54H38ZM223 55V54H222ZM229 55V54H228ZM18 56H19V52H18ZM18 56H16V57H18ZM33 56V55H32ZM43 56V55H42ZM44 56H46V55H44ZM53 56V55H52ZM133 56V55H132ZM135 56V55H134ZM133 56V57H134ZM141 56V55H140ZM161 56V55H160ZM214 56H216L217 57V55H214ZM214 56L212 55L211 56V54H210V56L208 55V59L210 60V62L208 63V66H205V67H207V68H205L206 69V71H205V73L206 74H208V73H211L210 75H212L211 77H213V76H215L216 75V71L218 70V69H216V67L220 64L218 61L217 62H215V60H214ZM3 57H5V55H3ZM13 57H15V56H13ZM20 57V56H19ZM29 57V56H28ZM48 57H50V55L49 56H47V58H46V60L48 59ZM142 57H144V54H143V56H141L140 58H142ZM174 57V56H173ZM181 57V56H180ZM235 57V56H234ZM238 57V56H237ZM240 57H241V55H240ZM20 58H22V57H20ZM25 58V57H24ZM51 58V57H50ZM151 58V59H152ZM1 59V61L0 62H2V60H3V58H0ZM51 59H53V58H51ZM174 59V58H173ZM206 59V58H205ZM220 59V58H219ZM239 59V58H238ZM11 60V59H10ZM14 60H16V59H13L12 60V63H13V61ZM23 60V59H22ZM105 60H110V62H111V64H106V62H105ZM130 61L132 60V59H129ZM143 60H144V58H143ZM165 60H167V62H165V63H167V64H165L166 65V69L165 68H163L164 69V71H162L161 70V72H164L165 73V70H166V73H165V75L164 76H166L165 77V79L164 80H162V81H160L161 82V85H160V88H161V91H162V94H163V96H164V98H169V97H171V95H173V93H174V91H173V89H172V87H173V85H174V83H175V81H174V79H176V75L172 72V59H171V55H169V59H165ZM213 60H214V62H213ZM7 61H9V60H7ZM16 61H20L18 58H17V60ZM28 60H26V62H27ZM34 61V60H33ZM49 61H51L50 59H49ZM49 61H47V63H49ZM54 61V60H53ZM59 61V62H60ZM137 61V60H136ZM136 61H134L135 63H137ZM141 61H142V59H141ZM149 61V60H148ZM4 62V61H3ZM2 62V63H3ZM25 62V61H24ZM29 62H31L30 61V58H29ZM28 62V63H29ZM36 62H39V61H36ZM43 62V61H42ZM55 62V61H54ZM57 62V61H56ZM109 62V61H108ZM156 62V61H155ZM4 63H6L5 65H7V63L8 62H4ZM4 63H3V65H4ZM11 63V64H12ZM58 63V62H57ZM56 63V65H58ZM66 62H64V64H65ZM133 63V62H132ZM134 63V64H135ZM154 63V60H150L149 62H148V66L150 65L151 66V64H153ZM219 63V64H218ZM18 64H22V66H24L23 68H26L27 66H25V64L22 62V63H18ZM24 64V65H23ZM27 64V63H26ZM32 64H35V62L34 63H32ZM32 64H28L29 66L31 65L32 66ZM40 64H42L41 62H40ZM40 64H38V65H40ZM45 64L46 63H44L43 65V68H45ZM52 63H50L48 66H50ZM53 64H55V63H53ZM158 64V63H157ZM156 64V65H157ZM163 64V63H162ZM3 65H1V69H2V67H3ZM55 65V66H56ZM60 65V64H59ZM62 65H63V63H62ZM237 65V64H236ZM241 65V64H240ZM239 65V66H240ZM244 65V64H243ZM8 66H10L9 65V63H8ZM14 66H16V65H14ZM19 67H20V65H18ZM18 66H16V67H18ZM28 66V67H29ZM132 66V67H131ZM163 66V65H162ZM228 66V65H227ZM7 67V66H6ZM5 67V68H6ZM16 67H13V69L15 68L16 69ZM36 68V66H32V68ZM42 67V66H41ZM40 67V68H41ZM160 67V66H159ZM164 67V66H163ZM233 67V66H232ZM244 67V66H243ZM22 68V67H21ZM31 68V67H30ZM39 68V69H40ZM47 68V67H46ZM54 67H52V69H53ZM58 66H56V69H57V71H58ZM65 68V67H64ZM241 68V67H240ZM8 69H9V67H8ZM12 69V70H13ZM203 69V68H202ZM225 69V68H224ZM227 69V68H226ZM3 70V69H2ZM7 70V69H6ZM35 71H37L36 69H34ZM42 70V69H41ZM45 70V69H44ZM48 70H50V69H47V72H48ZM64 70V69H63ZM246 70V69H245ZM17 71H19V70H17ZM16 71V72H17ZM32 71V70H31ZM40 71V70H39ZM46 71V70H45ZM45 71L44 72H42V73H40L41 75H45ZM189 71V70H188ZM229 71V70H228ZM4 72V71H3ZM11 72V71H10ZM9 72V73H10ZM13 72H15V71H13ZM46 72V73H47ZM52 72V71H51ZM50 71H49V73L50 74H52ZM2 73V72H1ZM6 73V72H5ZM4 73V74H5ZM9 73H6V74H8L9 75ZM20 73V72H19ZM23 73H24V71H23ZM28 72H26V74H27ZM38 73V72H37ZM37 73H34V74H36V76H39V75H37ZM44 73V74H43ZM5 74V75H6ZM10 74H12V73H10ZM65 74H66V71H65ZM150 74V73H149ZM152 74V73H151ZM1 75V74H0ZM18 75V74H17ZM19 75H22V74H19ZM28 75H31V74H28ZM32 75H33V73H32ZM31 75V76H32ZM46 75H48V74H46ZM46 75L44 76L45 77V79H46ZM55 75V74H54ZM159 75V74H158ZM228 75V74H227ZM233 75V74H232ZM7 76V75H6ZM27 76V75H26ZM25 76V77H26ZM34 77H35V75H33ZM49 76H51L52 77V75H49ZM49 76H47V78L49 77ZM60 76V75H59ZM66 76H67V74H66ZM147 76H149V75H147ZM174 76H176V77H174ZM22 77H24V75L23 76H21V78ZM24 77V78H25ZM40 77V79H42L41 77H43V76H39ZM39 77H36V79L37 78H39ZM233 77V76H232ZM1 78V77H0ZM6 78V77H5ZM18 78H20L19 76H18ZM17 78V79H18ZM54 78V77H53ZM53 78H52V80H53ZM61 78H63V77H61ZM4 79V78H3ZM3 79H2V81H3ZM7 79V78H6ZM10 79H12V77H10ZM9 79V80H10ZM71 79H73V78H71ZM113 79H115L114 81H113ZM13 80H14V78H13ZM12 80V81H13ZM22 80V79H21ZM24 81H25V79H23ZM31 80H34V79H31ZM30 80V81H31ZM145 80H147V79H145ZM224 80V79H223ZM1 81V80H0ZM7 81V80H6ZM5 81V82H6ZM15 81L16 80H14L13 82H11L12 84H14L15 83ZM35 81V80H34ZM37 81V80H36ZM35 81V82H36ZM40 81V80H39ZM44 81V79L42 80V82ZM46 81V80H45ZM48 81H50L49 79L47 80V82ZM60 81V80H59ZM215 81V80H214ZM4 82V83H5ZM17 82V81H16ZM26 82V81H25ZM25 82H22V83H24L25 84ZM27 82H29V81H27ZM31 82H33V81H31ZM53 82V81H52ZM61 82V81H60ZM155 82V81H154ZM9 83V81H7L5 84H6V87L8 86L7 84ZM10 83V84H11ZM50 82H48V83H43V84H48L47 86H50V84H49ZM142 83V82H141ZM215 84H216V82H214ZM254 83V82H253ZM0 84H1V82H0ZM11 84V85H12ZM17 84V83H16ZM19 84V83H18ZM21 84V83H20ZM30 84V83H29ZM42 84V85H43ZM74 84V85H75ZM143 84V83H142ZM197 84L199 85L200 84V81H195V82H193V83H191L190 85H189V87H187V88H185L184 90L186 91V93H188L190 90H191V88H196L194 85H196L197 86ZM202 84V83H201ZM215 84H209V85H215ZM255 84V83H254ZM22 85V84H21ZM33 85H35V84H32L31 86H33ZM38 85H39V83H38ZM37 85V86H38ZM41 85V86H42ZM73 85V86H74ZM144 85V84H143ZM142 85V86H143ZM152 85H154V84H152ZM156 85V84H155ZM227 85V84H226ZM230 85V84H229ZM31 86H28L29 88L31 87ZM41 86L39 85V87L41 88ZM45 86V85H44ZM71 86H72V84H71ZM141 86V87H142ZM224 86V85H223ZM228 86V85H227ZM2 87V86H1ZM5 87V88H6ZM11 87H13V86H11ZM21 87V86H20ZM24 87V86H23ZM26 87H27V85L25 86V90H27V89H29V88H27L26 89ZM35 87H36V85L34 86V91L36 90L35 89ZM75 86L73 87V88H76ZM199 87H201V86H199ZM216 87V86H215ZM215 87H213V88H215ZM221 87V86H220ZM230 87V86H229ZM232 87V86H231ZM7 88H10V86L9 87H7ZM17 88H19V87H17ZM39 88V89H40ZM46 88V87H45ZM49 87H47V89L46 90H49V89H51V88H49ZM143 88V87H142ZM152 88V87H151ZM155 88V87H154ZM19 89H22V88H19ZM39 89H37V90H39ZM128 89H130V91H132V98L130 99L129 97H128V99H127V96L125 97V92L128 90ZM216 89V88H215ZM9 90V89H8ZM15 90H18V89H15ZM23 90V89H22ZM41 90V89H40ZM45 90V91H46ZM141 92H140V91ZM145 90V89H144ZM198 91H199V88L197 89ZM211 90H213V89H211ZM3 91H4V89H3ZM20 91V90H19ZM30 91V90H29ZM41 91H44V90H41ZM71 91H72V89H71ZM185 91H183V92H185ZM188 91V92H187ZM197 91V92H198ZM217 90H215V92H216ZM0 92H2V91H0ZM7 94H8V92H7V90L5 91ZM5 92H3V93H5ZM12 92V91H11ZM18 92V91H17ZM50 92V91H49ZM73 92V91H72ZM152 92H154V90H152ZM180 89H178L175 93H174V95L177 97V98H181V101H180V103L182 102V100H183V102L181 103V105L183 104V106H181L182 107V109L181 110H183V111H185V113L186 112H194L195 113V115H197V114H199L200 116H201V114L203 113L204 114V107L202 106L203 105V102H199V103H202V105H201V108H199L198 106H196V101L194 102V104L192 103V96H189V95H187L186 93V96H185V94L183 93ZM203 92V91H202ZM219 92V91H218ZM18 93H20V95H23V93H21V91L20 92H18ZM31 93H33L32 91H31ZM35 93V92H34ZM33 93V94H34ZM40 91H39V95H40ZM87 93H91V94H93L92 95V97H87ZM210 93H211V91H210ZM233 93V92H232ZM6 94V95H7ZM11 94V93H10ZM25 94H28V91H26L25 92ZM29 94H30V92H29ZM43 94V93H42ZM46 94H47V91H46ZM50 94H52L51 92H50ZM49 94V96H51ZM54 94V93H53ZM52 94V95H53ZM65 94V93H64ZM73 94V93H72ZM74 94H75V92H74ZM87 94V95H86ZM90 94V95H91ZM128 94V93H127ZM131 94V93H130ZM129 94V95H130ZM158 94V93H157ZM4 95V94H3ZM6 95H5V97H6ZM12 97L14 98V99H17V98H19V96L17 97V95L15 94H13L12 93ZM31 95V94H30ZM29 95V96H30ZM45 94H43V97L42 98H45V96H44ZM144 95H145V93H144ZM156 95V94H155ZM208 95V94H207ZM215 95V94H214ZM0 96H1V94H0ZM16 96V97H15ZM28 96V97H29ZM31 96H33V95H31ZM59 96H61V95H59ZM58 96V97H59ZM64 97H65V95H63ZM76 97H77V95H75ZM78 96V97H79ZM148 96V95H147ZM151 96V95H150ZM150 96L148 97V98H150ZM186 98H185V97ZM188 96V97H187ZM203 96H204V94H203ZM223 96V95H222ZM26 97V96H25ZM28 97H26V98H24V99H27ZM40 97V98H41ZM142 97V98H141ZM155 97V96H154ZM215 97V96H214ZM1 98V97H0ZM21 98V97H20ZM19 98V99H20ZM23 98V97H22ZM33 98H35V96L33 97ZM52 99H53V97H51ZM61 98H63L62 96H61ZM66 98V97H65ZM74 98V97H73ZM207 98V97H206ZM3 99H4V97H3ZM13 99V100H14ZM22 100L21 102H23L24 103V101L25 100ZM46 99V98H45ZM58 99V98H57ZM60 99V98H59ZM75 99V101H77V102H79V100L78 99H76V98H74ZM153 99V98H152ZM152 99L150 98V99H147V97H146V101L148 100V104H149V100H150V103H152ZM173 99V98H172ZM171 99V101L172 102H174L173 100ZM208 99V98H207ZM210 99V98H209ZM209 99H208V101H209ZM217 99H218V97H217ZM228 99V98H227ZM6 100H8V98H6ZM44 100V99H43ZM49 100V99H48ZM66 100V99H65ZM180 100V99H179ZM211 100H213V99H211ZM1 101V100H0ZM20 101V100H19ZM35 101V99H33V102ZM37 101V100H36ZM53 102L55 101V100H52ZM60 101V100H59ZM176 101V100H175ZM194 101V100H193ZM200 101V100H199ZM4 103H5V101H3ZM2 102V103H3ZM14 102V101H13ZM28 102H30L31 103V101H30V99H28L27 100V102L26 103H28ZM47 102V101H46ZM45 102V104H47ZM49 102V101H48ZM53 102H51V103H53ZM58 102V101H57ZM61 102H62V100H61ZM81 102V101H80ZM83 102V104H84V101H82ZM211 102H213V101H211ZM217 102V101H216ZM178 103V102H177ZM177 103H175V104H177ZM223 103H225V102H223ZM6 104V103H5ZM17 104H19V102H14V103H12V104H10V105H8V106H2V107H4V109H5V107L7 108H10V107H12V109H11V111L8 113V117H13L12 118V120L14 119V117H16V116H20V111L22 110V107H21V110H19L18 108H17ZM32 104V103H31ZM31 104H29L30 106H32ZM41 104L43 105L44 103L43 102H41ZM43 105L44 107L46 106V105ZM55 104H57V103H55ZM58 104H59V102H58ZM75 104H76V102H75ZM82 103H78V106L79 105H81ZM82 104V105H83ZM87 104V103H86ZM160 104H164L163 102H160ZM212 104V103H211ZM219 104V103H218ZM21 105V104H20ZM27 105V104H26ZM34 105V104H33ZM52 105V104H51ZM50 105V106H51ZM61 105H63V103H61ZM168 105V104H167ZM166 105V107H168ZM209 105V104H208ZM24 106H25V104H24ZM23 106V107H24ZM37 106V105H36ZM40 106V108H41V105H39ZM39 106H37V107H39ZM57 107L58 106H60V104L59 105H56ZM64 106H66V103H65V105ZM75 106V105H74ZM74 106H73V108H74ZM84 106L86 107V105L84 104ZM148 106V105H147ZM165 106V105H164ZM226 106H227V104H226ZM15 107V108H14ZM26 107V106H25ZM29 107V106H28ZM43 107V108H44ZM47 107V106H46ZM46 107H45V110H46ZM51 107H54V106H51ZM67 107V106H66ZM151 107V106H150ZM153 107V106H152ZM159 107V106H158ZM166 107H165V109L164 110H167L166 109ZM171 107V106H170ZM173 105H172V107H171V109H169V110H171V112H170V116L168 115V117H166V115H164L163 117H161L160 119H161V124L160 125H162V126H164L166 129H167V131L169 132V133H171V134H169V135H172V132H174L173 131V129H175L176 130V128L177 127H179L180 128V126H182L184 123H182V121L183 122H185L184 120H180V117L181 116H174L173 115V112H176V107H174L175 109L173 110ZM199 109H198V108ZM208 107V106H207ZM48 108V107H47ZM54 108H56V107H54ZM64 108V107H63ZM62 108V109H63ZM72 108V109H73ZM84 108V107H83ZM88 108V107H87ZM145 108V109H144ZM161 108V107H160ZM160 109V111L161 110H163V109ZM220 108V107H219ZM29 109H31V110H37V108L36 109H32V108H29ZM66 109V108H65ZM68 109V108H67ZM80 109H82V108H80ZM149 109H151V108H149ZM157 109V108H156ZM211 109V108H210ZM227 109V108H226ZM2 110H3V108H2ZM6 110V109H5ZM5 110H4V112H5ZM41 110V109H40ZM44 110V109H43ZM44 110V111H45ZM50 109H48V111H49ZM55 110V109H54ZM54 110H52V111H54ZM56 110H57V108H56ZM86 111V109H83V111ZM90 110V111H91ZM163 110V111H164ZM169 110H167V111H164V113H166V112H168ZM7 111H8V109H7ZM33 111V113H35ZM51 111V112H52ZM63 111V113H65L64 112V110H62ZM93 111H92V113L91 112H89L90 114H92L93 115ZM154 110H152L151 112L149 111V113H152ZM221 111V110H220ZM22 112H23V114H27V113H24L25 111H23L22 110ZM27 112V111H26ZM31 112V111H30ZM42 112V111H41ZM46 112V111H45ZM50 112V111H49ZM60 111L58 110V113H59ZM67 112H68V110L66 111V116H70L71 114H70V112H69V114L67 115ZM96 112V113H95ZM156 112V111H155ZM211 112V111H210ZM32 113V112H31ZM44 113V112H43ZM48 113V112H47ZM57 113V112H56ZM57 113V114H58ZM88 113V114H89ZM154 113V112H153ZM190 113V114H191ZM194 113H193V115L192 116H195L194 115ZM231 113V112H230ZM30 114V113H29ZM36 114V113H35ZM39 114V113H38ZM42 113H40L39 115H41ZM61 114H62V112H61ZM60 114V115H61ZM176 115H178L177 113H175ZM180 114H183V113H181V111H180ZM190 114H189V116H190ZM207 114V113H206ZM214 114V113H213ZM45 115V114H44ZM51 115V114H50ZM63 115V114H62ZM97 115V116H98ZM154 115H156V114H154ZM163 115V114H162ZM209 115H211V114H209ZM217 115V114H216ZM0 116H2V115H0ZM6 116V115H5ZM22 116V115H21ZM25 116H27L28 117V114L27 115H25ZM31 116H33V114L31 115ZM58 116H59V114H58ZM200 116H198V118L200 117ZM212 116V115H211ZM219 116V115H218ZM231 116H232V114H231ZM33 117H35V116H33ZM37 117V116H36ZM41 117H45V116H41ZM40 117V118H41ZM46 117H48V116H46ZM53 117V116H52ZM61 117V116H60ZM191 117V116H190ZM221 117V116H220ZM37 118L39 121H41V120H43V119H45V118ZM64 118H65V116H64ZM91 118V120L93 121V119ZM182 118V117H181ZM237 118V117H236ZM2 119V120H1ZM1 121H3V119L4 120H7L6 119V117L5 118H2L1 117ZM28 120V118H25L24 120L26 121L25 123H27L28 124V122H27V120ZM31 119H35L36 120V118H31ZM48 119L49 120H51V117L49 118L48 117ZM55 119V118H54ZM100 119V118H99ZM185 119V118H184ZM215 119V118H214ZM223 119V118H222ZM234 119V118H233ZM9 118H8V123H9ZM11 120V121H12ZM16 120H19L20 121V118L19 119H17L16 118ZM239 120V119H238ZM31 121H33V120H31ZM37 121V120H36ZM99 121V120H98ZM97 121V122H98ZM129 121L130 122H133V124H128L129 123ZM219 121V120H218ZM4 122V121H3ZM2 122V123H3ZM13 122V121H12ZM21 122H22V120H21ZM30 122V121H29ZM44 122L45 121H43L42 122V124H44ZM91 122V121H90ZM94 122H96V121H94ZM97 122L96 123H92V124H90V125H88L87 126V124H86V126H87V128H85L86 129V132H87V136H85V137H82V138H80V136H83L82 134V132H79V133H82L81 135L80 134H78V136H79V138L78 139H81V142H83V144H84V142L86 143V144H88V140H90V138L91 137H94V136H91L94 132H95V130L96 129H99L98 127H99V125L97 124ZM100 122V121H99ZM201 122V121H200ZM231 122V121H230ZM14 123H16V122H13L12 124H11V127L9 126V128L10 129H6V130H3V131H1L0 130V148H1V152H0V156L1 155H3V154H1L2 152H4V151H6V152H8L9 151V153H10V157H11V159H13V160H15L17 163L18 162H20V163H18V164H23V162H22V160H21V158H19V153L16 151V150H18V149H14L15 147H12V146H14V145H12L11 146V144H10V142L12 141V139H11V141L10 140H8V139H10L9 138V136L7 135L8 134V132L10 131V132H16L15 131V129L16 128H14L13 127V125H14ZM60 122H58V123H55V124H59ZM3 124H5V123H3ZM17 124V123H16ZM31 124V123H30ZM33 124H34V122H33ZM39 124H41V123H39ZM41 124V125H42ZM52 124V123H51ZM61 124V123H60ZM233 124V123H232ZM41 125H39V127H37V129H39L40 127H41ZM131 125H133V126H135V127H133V129L131 128ZM193 125H195V124H193ZM209 125V124H208ZM247 125V124H246ZM7 127H8V125H6ZM15 126V125H14ZM21 126V125H20ZM25 126V124L23 125V127ZM34 126H36V125H34ZM33 126V127H34ZM43 126V125H42ZM46 126H47V123H46ZM45 126V127H46ZM56 125H54V127H55ZM84 126H85V124H84ZM236 126V125H235ZM245 126V125H244ZM44 127V126H43ZM43 127H41V128H43ZM49 127V126H48ZM48 127H46V128H44V130H45V132L47 131V128ZM57 127H59V126H57ZM61 125H60V129H61ZM182 127H185V126H182ZM181 127V131H182V128ZM0 128H2V125H0ZM14 128V129H13ZM25 128V127H24ZM178 128V129H179ZM238 128V127H237ZM19 131H21V128H17ZM27 129H28V127H27ZM34 129H35V127H34ZM36 129V130H37ZM49 129V128H48ZM57 129H59V128H57ZM131 129L132 130H134V131H131ZM177 129V130H178ZM202 129V128H201ZM200 128L198 129V127L195 129V130H193V129H191L190 131L189 130H186V131H189V134L188 133H186L185 132V134H188V136L184 139L183 138V142H179V143H174L175 145H177V149H179L180 151H183V153H188V152H190V153H194L195 151L194 150H197V149H195L196 147L197 148H202V147H206V142H205V140L203 139V134L205 133V130L204 129H202L201 130ZM240 129V128H239ZM247 129V128H246ZM36 130H35V132H36ZM44 130H41V132H43ZM54 130V129H53ZM56 130V129H55ZM54 130V131H55ZM64 130V129H63ZM101 130V129H100ZM105 130H102V131H105ZM172 130V131H171ZM179 130V131H180ZM202 132H201V131ZM207 131H208V129H206ZM210 130V129H209ZM235 130V129H234ZM237 130V129H236ZM240 130H242V128L240 129ZM8 131V132H7ZM38 131V130H37ZM60 131H62V130H60ZM97 131V130H96ZM101 131V132H102ZM178 131V132H179ZM6 132H7V134H6ZM25 131H23V133H24ZM31 132H32V129H31ZM45 132H44V134H45ZM56 132H58V130L56 131ZM114 132H116L117 133V135H115L114 134ZM156 132V131H155ZM154 132V133H155ZM167 132V133H168ZM184 132V131H183ZM18 133V132H17ZM22 133V134H23ZM28 133V132H27ZM33 133V132H32ZM32 133H30V134H32ZM38 133V132H37ZM48 133H50V131L48 132ZM60 133V132H59ZM96 133V132H95ZM103 133V132H102ZM105 133V134H106ZM135 133H137V138H135V139H133L134 138V135L133 134H135ZM166 133V132H165ZM11 134V133H10ZM15 134V133H14ZM21 134V132H19V135ZM24 134H26V132L24 133ZM29 134V135H30ZM52 134V133H51ZM54 134V136H55V132L53 133ZM63 134H65V133H63ZM97 134V133H96ZM104 134V135H105ZM174 134H176V132H174ZM220 134V133H219ZM16 135H18V134H16ZM29 135H28V137H29ZM37 135H39V133L37 134ZM57 135H60V134H58V133H56V136ZM70 135H72V133L70 134ZM99 135V134H98ZM103 135V134H102ZM133 135V136H132ZM136 135V134H135ZM181 135V134H180ZM184 135V134H183ZM14 136V135H13ZM21 136V135H20ZM40 136V135H39ZM42 136L43 135H41V138H42ZM45 136V135H44ZM52 136V135H51ZM55 136V137H56ZM61 136V135H60ZM63 136V135H62ZM66 136V138H67V135H65ZM91 136V137H90ZM95 136H97V135H95ZM116 136V138H117V140H119V138H121V137H125V138H127V139H129L130 140V142H128L127 144H126V146L125 147H127V148H129V149H131L130 147H132L133 148V151H134V156L136 157V158H138L139 159V161H140V165H138V170L137 171H134V172H132V171H129V170H126L127 171V173L125 172V170H123V171H121L123 174H122V176H121V178L122 179H124L123 178V176L124 177H127L128 178V180L127 181H122L121 183H119V182H117L116 183V179L118 178V175H117V178L115 179L114 178V176L112 177L111 176V172L108 170V168H109V166H111V165H109V163H112L113 161H110L112 158H114V157H116V156H114V152H115V147H117V145L115 146V143L113 142V137H115ZM149 136V137H148ZM157 136H158V134H157ZM173 136V135H172ZM172 136H171V138H172ZM205 136V135H204ZM219 136V135H218ZM14 137H17V136H14ZM25 137H27V135H25ZM34 137V136H33ZM35 137H37V136H35ZM77 137V136H76ZM131 137H133V138H131ZM160 137H162V136H160ZM159 137V138H160ZM163 137H166V136H163ZM182 137H184V136H182ZM220 137H223V136H220ZM225 137V136H224ZM228 137V136H227ZM13 138V137H12ZM22 138V137H21ZM20 137H19V140L21 139ZM31 138V137H30ZM46 138H49V136H47V137H44V140L46 139ZM63 138H64V136H63ZM69 138V137H68ZM73 138H75V137H73ZM95 138V137H94ZM97 138H99V137H97ZM97 138H96V140H97ZM151 138H152V136H151ZM155 138H157V137H155ZM168 138H170V137H168ZM170 138V139H171ZM180 138V137H179ZM179 138H176V139H179ZM206 138V137H205ZM218 137L216 136V137H214V135H213V133H212V136H211V138H210V140H213V139H217ZM14 139H16V138H14ZM13 139V140H14ZM26 139V138H25ZM32 139V138H31ZM40 139V138H39ZM39 139H37V141L39 140ZM52 139H55V138H52ZM52 139H48V141H50V140H52ZM58 139V138H57ZM65 139V138H64ZM83 139V140H82ZM102 139H103V137H102ZM115 139V138H114ZM122 139V138H121ZM133 139V140H132ZM172 139H174V138H172ZM219 139V138H218ZM21 140H23V138L21 139ZM29 140V139H28ZM43 140V141H44ZM92 140H93V138H92ZM92 140H90V141H92ZM95 140V142H97ZM99 140H100V138H99ZM116 140V141H117ZM125 140V139H124ZM132 140V141H131ZM180 141H182L181 139H179ZM206 140H207V138H206ZM220 140V139H219ZM27 141V140H26ZM25 141V142H26ZM32 141V140H31ZM40 141V140H39ZM42 141V140H41ZM43 141H42V143H43ZM48 141H45V142H48ZM58 141H59V139H58ZM72 141V140H71ZM70 140H66V142H68V143H70L71 142ZM75 141L77 142V141H79V140H76V138H75ZM94 141V140H93ZM93 141H92V144H93ZM102 141L103 140H101L100 142H98V143H100V144H102ZM111 141H112V143H111ZM115 141V142H116ZM171 141V140H170ZM174 141V140H173ZM243 141V140H242ZM14 142H15V140H14ZM23 142V141H22ZM21 141H20V143H22ZM30 142V141H29ZM56 142V141H55ZM62 142H63V144H62ZM62 142H61V139H60V142H56L57 144L59 143H61L62 145H64L65 143H64V141L62 140ZM81 142H79L80 144H81ZM127 142V141H126ZM175 142H176V140H175ZM211 142V141H210ZM210 142H208V143H210ZM219 142V141H218ZM222 142V141H221ZM220 142V143H221ZM15 143H17V142H15ZM33 143V142H32ZM35 143V142H34ZM37 143H39V142H37ZM36 143V144H37ZM72 144H73V141L71 142ZM70 143V144H71ZM90 144H91V142H89ZM98 143H97V145H98ZM14 144V143H13ZM30 144V143H29ZM36 144H33V146L34 145H36ZM46 145L48 144V143H45ZM50 144V143H49ZM70 144H67V145H70ZM71 144V145H72ZM106 144V145H107ZM116 144H118L119 145V150L118 149H116V151L118 152L119 151V153L120 152H124V144H123V142L122 141H118V142H116ZM152 144V143H151ZM161 144V143H160ZM211 144V143H210ZM216 144V143H215ZM214 144V145H215ZM223 144H224V142H223ZM228 144V143H227ZM77 145H79V144H77ZM105 145V146H106ZM172 145V144H171ZM209 145V144H208ZM22 146L24 147V146H28V145H21V148H22ZM38 146L40 147V145L38 144ZM45 146V145H44ZM96 146V145H95ZM99 146V145H98ZM199 146V147H198ZM19 148L20 146H16V148ZM41 147H42V145H41ZM46 147V146H45ZM54 147V146H53ZM52 147V148H53ZM57 147V146H56ZM56 147L54 148V149H56ZM65 147H67V146H65ZM82 147H84V146H82ZM88 147V146H87ZM103 147H104V145H103ZM103 147H101L100 146V148L99 147H94L95 149L96 148H99V149H102ZM216 147V146H215ZM218 147V146H217ZM248 147V146H247ZM20 148V149H21ZM28 148V147H27ZM35 148V147H34ZM43 148V147H42ZM47 148H49L48 146H47ZM60 148H61V146H60ZM70 149V147L68 146L67 148H66V150H68V152H69V149ZM74 148V147H73ZM85 148V147H84ZM93 148V149H94ZM161 148V147H160ZM213 148V147H212ZM241 148V147H240ZM30 149H32V153H33V150H35V152H36V149H33V148H30ZM78 148H76V150H77ZM89 149V148H88ZM88 149H86L85 148V150H88ZM92 149V148H91ZM92 149V150H93ZM94 149V150H95ZM104 149H106V148H103V150ZM174 149V148H173ZM220 149V148H219ZM28 150V149H27ZM27 150H24L25 152L27 151ZM39 150H41L40 148H39ZM38 150V151H39ZM57 150V149H56ZM56 150H55V152H56ZM64 150V149H63ZM71 150V149H70ZM73 150V149H72ZM71 150V151H72ZM85 150H83L82 152H84ZM97 150V149H96ZM95 150V151H96ZM201 150V149H200ZM204 150V149H203ZM223 150V149H222ZM225 150V149H224ZM249 150V149H248ZM42 151V150H41ZM40 151V152H41ZM45 151V150H44ZM81 150H79V152H80ZM101 151V150H100ZM100 151H96V155L98 156V154H101V152ZM105 151V150H104ZM127 151V150H126ZM133 151H131V152H133ZM205 151V150H204ZM207 151V150H206ZM230 151V150H229ZM20 152H21V150H20ZM30 152V151H29ZM28 152V153H29ZM43 152V151H42ZM68 152L66 153V154H68ZM78 152V151H77ZM197 152V151H196ZM226 152V151H225ZM242 152V151H241ZM51 153V152H50ZM59 153V152H58ZM62 153V152H61ZM71 153V152H70ZM75 153V152H74ZM87 153V152H86ZM86 153L84 152V155L85 156H87L86 155ZM89 153V155L91 156V153L90 152H88ZM92 153H94V151L92 152ZM124 153H126V152H124ZM160 153H162V152H160ZM180 153V152H179ZM204 153V152H203ZM30 154H31V152H30ZM35 154V153H34ZM39 154V153H38ZM78 154H82V153H78ZM95 154V153H94ZM181 154V153H180ZM209 154V153H208ZM226 154V153H225ZM8 155V154H7ZM21 155V154H20ZM24 155V154H23ZM26 155V154H25ZM45 155V154H44ZM65 155V154H64ZM96 155H95V157H96ZM104 155V154H103ZM153 155V154H152ZM188 155H190V154H188ZM220 155V154H219ZM3 156H5V153H4V155ZM27 156V155H26ZM35 157L37 156V155H34ZM39 156V155H38ZM56 156H58L57 154H56ZM85 156H80V158L79 159H82V160H84L85 159ZM101 156H102V154H101ZM101 156H100V158H101ZM122 156V155H121ZM150 156V155H149ZM149 156H148V158H149ZM155 155H153V157H154ZM203 156V155H202ZM214 156V155H213ZM234 156V155H233ZM25 157V156H24ZM29 157V156H28ZM34 157V158H35ZM59 157H61L62 158V156H58V158ZM83 157V158H82ZM123 157H125V155H123ZM166 157V156H165ZM243 157V156H242ZM33 158V159H34ZM37 158V157H36ZM57 158V160L59 161L58 162V164L59 163H61V161L59 160ZM71 158V157H70ZM148 158H146L147 160H148ZM208 158V157H207ZM221 158V157H220ZM238 158V157H237ZM244 158V157H243ZM4 159V158H3ZM2 159V160H3ZM6 160L7 159H9V157L7 158H5ZM40 159H43V158H39V159H37V160H40ZM48 159H49V156H48ZM78 159V160H79ZM96 159H97V157L95 158V160L93 159V156H92V161L94 160V161H96ZM99 159V158H98ZM122 159V158H121ZM120 159V160H121ZM129 159H131V158H129ZM153 159V158H152ZM157 159V158H156ZM249 159V158H248ZM25 160H28L27 159V157H26V159ZM32 160V159H31ZM47 160V159H46ZM45 159H43V161H46ZM67 160V159H66ZM162 160V159H161ZM199 160H200V158H199ZM206 160V159H205ZM211 160V159H210ZM0 161H1V159H0ZM8 161H11V160H8ZM24 161V160H23ZM33 161H35L36 162V160H33ZM50 161H51V159H50ZM52 161H54V160H52ZM88 161L89 162H91V160H89L88 159ZM122 161L123 160H121V162L119 163V164H122ZM124 161H125V159H124ZM135 161V160H134ZM133 161V162H134ZM153 161H157V160H155V159H153ZM201 161V160H200ZM3 162V161H2ZM67 162V161H66ZM68 162H70V163H67V164H69V165H71V160L70 161H68ZM81 162V161H80ZM99 162V161H98ZM137 162V161H136ZM148 162H150V160L148 161ZM180 162V161H179ZM190 162V161H189ZM194 162V161H193ZM203 162V161H202ZM207 162V161H206ZM30 163V162H29ZM32 163V162H31ZM42 163V162H41ZM47 163V162H46ZM77 163H78V161H77ZM82 163V162H81ZM81 163H78V164H81ZM86 163H87V161H86ZM94 162H92V164H93ZM100 163H102V162H100ZM100 163H98V164H100ZM131 163V162H130ZM155 163V162H154ZM153 163V164H154ZM182 163V162H181ZM7 164H8V162H7ZM7 164H5V165H7ZM13 164V163H12ZM33 164V163H32ZM32 164H29V165H32ZM45 164V163H44ZM47 164H49V163H47ZM75 164V163H74ZM95 165H96V163H94ZM91 165V166H95V165ZM98 164L96 165V166H98ZM113 164V163H112ZM116 164H118V163H116ZM127 164V163H126ZM137 164V163H136ZM185 164V163H184ZM221 164H222V161H221ZM8 165H10L11 166V164L9 163ZM25 165V164H24ZM27 165H28V161H27ZM34 165V164H33ZM46 165V164H45ZM53 165H54V162H53ZM61 165H62V163H61ZM69 165H65V166H69ZM89 165H90V163H89ZM125 165V164H124ZM124 165H123V167H121V170H122V168H124ZM128 165V164H127ZM189 165V164H188ZM191 165V164H190ZM224 165V164H223ZM35 166L37 167V164H35ZM40 166V165H39ZM51 166V165H50ZM76 165H74V167H75ZM79 166V165H78ZM82 166V165H81ZM91 166H89V167H91ZM105 166V165H104ZM103 166V167H104ZM121 166V165H120ZM137 166V165H136ZM194 166V165H193ZM2 166H0V168H1ZM23 167H25V166H23ZM22 167V168H23ZM35 167V168H36ZM47 167H48V165H47ZM59 167V166H58ZM61 168H62V166H60ZM88 167V169H90ZM128 167H129V165H128ZM155 167V166H154ZM207 167H208V165H207ZM6 168V167H5ZM18 168V167H17ZM38 168V167H37ZM44 168H46V167H44ZM57 168V167H56ZM64 168V167H63ZM70 168H72V167H70ZM82 168H84V166L82 167ZM87 168V167H86ZM85 168V169H86ZM101 168V167H100ZM110 168H112V166L110 167ZM109 168V169H110ZM162 168V167H161ZM182 168V167H181ZM193 168V167H192ZM192 168H190V169H192ZM10 169V168H9ZM8 169V170H9ZM13 169V168H12ZM15 169V168H14ZM40 169H43V167H40ZM52 169V168H51ZM78 169V168H77ZM85 169H84V171H85ZM102 169H98V170H102ZM113 169V168H112ZM125 169V168H124ZM130 169V168H129ZM179 169V168H178ZM204 169V168H203ZM0 170H4V169H0ZM11 170V169H10ZM17 170H22V169H17ZM30 169H28V171H29ZM32 170H33V168H32ZM31 170V171H32ZM46 170V169H45ZM50 170V168L48 169V171ZM56 170V172H57V169H55ZM81 170V169H80ZM92 170V169H91ZM96 170H97V167H96ZM98 170H97V172H98ZM105 170H102V171H105ZM111 170V169H110ZM114 170V169H113ZM119 170V169H118ZM27 171V172H28ZM58 171H60L59 173H61V170H58ZM62 171H64V169H62ZM70 171V170H69ZM68 171V172H69ZM75 171V170H74ZM112 171V170H111ZM117 171V170H116ZM129 171V172H128ZM154 171V170H153ZM156 171V170H155ZM218 171V170H217ZM232 171V170H231ZM5 172H7V171H5ZM12 172H15V171H12ZM17 172V171H16ZM24 172V171H23ZM34 172H36V170L34 169ZM39 172V171H38ZM49 172H55L54 170H52V171H49ZM71 172L73 173L71 176H74V175H76V174H74V172H73V169L71 170ZM71 172H69V174H71ZM76 172H79V171H76ZM83 172V171H82ZM100 172V171H99ZM9 173H10V171H9ZM19 173V172H18ZM30 173V175H32L31 173L32 172H29ZM46 173H48V172H46ZM86 173V172H85ZM112 173H114V171L112 172ZM117 173V172H116ZM15 174V173H14ZM14 174H12L11 173V175H14ZM20 174H22V172L20 173ZM34 174V173H33ZM54 174V173H53ZM52 174V175H53ZM62 174V173H61ZM64 174V173H63ZM81 174V173H80ZM80 174H78V177H79V180H82V179H80V177L83 175H81V176H79ZM87 174V173H86ZM85 174V175H86ZM94 174H96L95 172H94ZM100 174H101V172H100ZM155 174V176H156V173H154ZM153 174V175H154ZM231 174V173H230ZM2 174H0V176H1ZM23 175V174H22ZM21 175V176H22ZM39 175H41V174H39ZM47 175V174H46ZM45 174H44V176H46ZM85 175H83V176H85ZM98 175V174H97ZM103 175V174H102ZM158 175V174H157ZM163 175V174H162ZM24 176V175H23ZM48 176H49V173H48ZM54 176H56V174L54 175ZM58 177H62L61 179H63V178H66V176L65 177H63L62 175L61 176H59V175H57ZM69 176V175H68ZM77 176V175H76ZM105 176V175H104ZM103 176V177H104ZM105 176V177H106ZM160 176V175H159ZM229 176V175H228ZM1 177H3V176H1ZM7 177V176H6ZM11 177V176H10ZM27 176H25V177H22V178H26ZM34 177H35V174H34ZM36 177H38V174L36 175ZM75 177V176H74ZM86 177V176H85ZM84 177V178H85ZM89 177V176H88ZM86 178L87 179V181L89 180V178ZM93 177V176H92ZM98 177V176H97ZM101 177V176H100ZM154 177V176H153ZM12 178V177H11ZM21 178V179H22ZM31 178V177H30ZM29 178V179H30ZM40 178V177H39ZM46 178L48 179V177L46 176ZM76 178V177H75ZM155 178V177H154ZM167 178V177H166ZM178 178V177H177ZM1 179V178H0ZM9 179V178H8ZM51 179H55V177L54 178H51ZM91 179V178H90ZM99 179V178H98ZM103 179V178H102ZM157 179V177L155 178V180ZM165 179V178H164ZM169 179V178H168ZM10 180V179H9ZM12 180H15V179H12ZM33 180H35L34 178H33ZM32 180V181H33ZM39 180H41L42 181V179H39ZM38 180V181H39ZM49 180V179H48ZM47 180V182L46 183H48V184H50V186L54 183V182H52V184H51V181L52 180H49L48 181ZM56 180V179H55ZM54 180V181H55ZM57 180H59V179H57ZM67 180L69 181L70 180V178L68 179L67 178ZM71 180H72V178H71ZM76 180V179H75ZM78 180V181H79ZM116 180V181H115ZM174 180V179H173ZM177 180V179H176ZM193 180V179H192ZM1 182H3V181H6V179L5 180H0ZM17 181H19V180H17ZM28 181V180H27ZM27 181H25V182H27ZM37 181V183L36 184H38L39 182H41V181H39L38 182ZM43 181H44V179H43ZM46 181V180H45ZM63 181V180H62ZM67 181V182H68ZM78 181L76 180V182H77V184H78ZM89 181H92V180H89ZM97 181H100V180H97ZM164 181V183H168V182H166L165 180H163ZM14 182H16V181H12V183H14ZM22 182H24V181H22ZM22 182L20 183V185H22ZM35 182V181H34ZM59 182V181H58ZM61 182V181H60ZM101 182H103V181H101ZM151 182V181H150ZM157 182V181H156ZM155 182V183H156ZM5 183H7V182H5ZM42 183V182H41ZM45 183V184H46ZM57 183V182H56ZM55 183V184H56ZM62 183V182H61ZM61 183H58V184H61ZM65 183V182H64ZM70 183V182H69ZM73 183V182H72ZM72 183L70 184V185H72ZM75 183V182H74ZM73 183V184H74ZM81 183H82V181H81ZM87 183V182H86ZM92 182H90L89 184L90 185H92L91 184ZM116 183V184H115ZM158 183H162L161 182V180H160V182H158ZM164 183H162V184H164ZM175 183H178L177 181L175 182ZM3 184V183H2ZM17 184V183H16ZM19 184V183H18ZM28 184V182L26 183V185ZM32 183L30 182V185H31ZM48 184H46V185H48ZM53 184L55 187H57L58 185L56 184ZM67 184V183H66ZM66 184H65V186H66ZM80 184V183H79ZM78 184V185H79ZM88 184V185H89ZM97 184V183H96ZM117 184H120V185H117ZM1 185V184H0ZM9 185H12L11 183L9 184ZM19 185V186H20ZM26 185H24V187H26ZM27 186V187H31V189H32V186ZM34 185V184H33ZM82 185H85L84 183L83 184H81V186ZM89 185V186H90ZM155 185V184H154ZM156 185H157V183H156ZM155 185V186H156ZM173 185H175V184H173ZM5 186V185H4ZM12 186H15V187H13L14 189H17L19 186L17 185H12ZM12 186H9L10 188L12 187ZM23 186V185H22ZM37 186V185H36ZM36 186H35V188H34V191L36 192ZM60 186H62V184L60 185ZM68 186H69V184H68ZM72 186H74V185H72ZM93 186V185H92ZM91 186V187H92ZM100 186H103L102 188H104V185H103V183H102V185H100ZM98 187V188H101V187ZM115 186H117L118 187V189L117 188H115ZM155 186H153L152 188H154L155 189ZM158 187H159V185H157ZM216 186V185H215ZM0 187H2V185L0 186ZM17 187V188H16ZM26 187V188H27ZM38 187H42V185L41 186H39V184H38ZM55 187H53L54 189H56ZM83 187V189H81V191L82 190H85V188H84V186H82ZM91 187H88V189L90 188L91 189ZM161 187L163 188L164 186H162L161 185ZM161 187H159V188H161ZM6 189H7V187H5ZM12 188V190H14ZM44 188H45V186H44ZM61 188V187H60ZM59 188V189H60ZM71 188V187H70ZM95 187H93L92 189H94ZM97 188V189H98ZM101 188V189H102ZM162 188L161 189H159L160 191L162 190ZM164 188H167V186H166V184H165V187ZM181 188V187H180ZM19 189H21V188H19ZM31 189H29V190H31ZM40 189V191H41V188H39ZM38 188H37V190H39ZM43 189V188H42ZM46 189V188H45ZM45 189H43V190H45ZM53 189V190H54ZM153 189V190H154ZM157 189V188H156ZM156 189L154 190V191H156ZM196 189V188H195ZM1 190H3V189H1ZM27 190V189H26ZM28 190V191H29ZM47 190V189H46ZM48 190H50V189H48ZM48 190H47V192H46V196H48V194H49V192H48ZM52 190V189H51ZM57 190V189H56ZM55 190V191H56ZM68 190H72V189H68ZM68 190H65V191H67V192H69ZM95 190V189H94ZM152 190V191H153ZM171 190V189H170ZM9 191V190H8ZM11 191V190H10ZM14 191H16V190H14ZM14 191H12V193L14 192ZM25 191V190H24ZM32 191V190H31ZM34 191H32V193L34 192ZM54 191V192H55ZM58 191V190H57ZM73 191V190H72ZM81 191H79L80 193H81ZM91 191V190H90ZM89 191V192H90ZM151 191V192H152ZM158 191V190H157ZM165 191V190H164ZM1 192V191H0ZM3 193H4V190L2 191ZM6 192V191H5ZM17 192V191H16ZM15 192V193H16ZM18 192H21V191H18ZM45 192V191H44ZM51 192V191H50ZM63 192H64V189H63ZM97 192V191H96ZM100 192H98L99 194H100ZM116 192V191H115ZM115 192H113L114 194H116ZM28 193V192H27ZM71 193V192H70ZM70 193H68V194H70ZM87 193H88V191H87ZM91 193V192H90ZM183 193V192H182ZM5 194H7V195H9L10 194V192H9V194L8 193H5ZM16 194H18V193H16ZM26 194V193H25ZM41 194V193H40ZM53 194V193H52ZM68 194H67V196H68ZM84 194V193H83ZM94 193H92V195H93ZM137 194H140V193H137ZM136 194V195H137ZM141 194H142V192H141ZM140 194V195H141ZM157 194V195H156ZM170 194V193H169ZM1 196H2V193L0 194ZM22 195H24V194H18V196L20 197V196H22ZM27 195V194H26ZM29 196H31V194H28ZM74 195V194H73ZM90 194H87L86 195V193H85V196H89ZM144 195V194H143ZM154 195H156V196H154ZM160 195V194H159ZM10 196V198H11V196H13V195H9ZM32 196H34V195H32ZM55 196V195H54ZM57 196V195H56ZM64 197H65V194L63 195ZM72 195H70V197H71ZM114 197H116V195H113ZM196 196V195H195ZM2 197H4V196H2ZM1 197V198H2ZM14 197H16V195H14ZM24 198H25V195L23 196ZM37 197H39V196H37ZM49 197H51V195H49ZM60 197H62V193H61V195H60ZM75 196H73V198H74ZM111 197V196H110ZM109 197V198H110ZM140 198H141V196H139ZM142 197H144V196H142ZM5 198V197H4ZM3 198V199H4ZM8 198V197H7ZM9 198V199H10ZM13 198V197H12ZM27 198V197H26ZM25 198V199H26ZM33 198V197H32ZM36 198V197H35ZM34 198V199H35ZM42 198H44V197H42ZM57 198V197H56ZM68 198V197H67ZM94 198V197H93ZM98 198H100V197H98ZM97 198V199H98ZM133 199H135L134 197H132ZM131 198V199H132ZM215 198V197H214ZM2 199V200H3ZM14 199V198H13ZM31 199V198H30ZM39 199H41V198H39ZM102 199H101V201H102ZM116 199V198H115ZM115 199H113V200H115ZM160 199V198H159ZM8 200V199H7ZM17 200H19V199H17ZM37 200V199H36ZM52 200H53V197H52ZM52 200H50L49 202L51 203V202H53ZM68 200V199H67ZM73 200V199H72ZM77 200V199H76ZM75 200V201H76ZM88 200H89V197H88ZM99 200V199H98ZM140 200V199H139ZM156 200H157V198H156ZM214 200V199H213ZM4 201H6V199H4ZM10 201V200H9ZM12 201V200H11ZM10 201V202H11ZM26 201V200H25ZM32 201V200H31ZM31 201H28V202H30L31 203ZM34 201V200H33ZM32 201V202H33ZM43 201V202H42ZM42 201H40L41 203H45V201H47V199L44 201V199L42 200ZM58 201V200H57ZM64 201V200H63ZM92 201H93V199H92ZM16 202H18V201H16ZM19 202H20V200H19ZM19 202L18 203H16V205L17 204H19ZM21 202H23V201H21ZM27 202V201H26ZM36 202V201H35ZM37 202H39V201H37ZM60 202H62V201H60ZM99 202V201H98ZM107 202H109V203H112V202H110V201H108L107 200ZM138 202V201H137ZM137 202H135V203H137ZM155 202H157V206H159L158 205V201H155ZM7 203H9V202H7ZM58 203H59V201H58ZM58 203H56V202H53V204L55 205V207L57 206L56 204H58ZM79 203V202H78ZM77 203V204H78ZM104 204H106L107 205V203H105V202H103ZM103 203H101V204H103ZM116 203V202H115ZM124 203V204H123ZM132 203H134V202H132ZM131 203V204H132ZM161 203V202H160ZM9 204H11V203H9ZM22 204V203H21ZM37 204V203H36ZM36 204H33V205H36ZM72 204H73V201H72ZM100 204V203H99ZM3 205V204H2ZM1 205V206H2ZM12 205H15V201H14V203H12ZM25 205V204H24ZM32 204H30V206H31ZM46 205V204H45ZM59 205V204H58ZM63 205H65V204H63ZM90 205V204H89ZM106 205L104 206V207H106ZM134 205V204H133ZM137 204H135V206H136ZM139 205V204H138ZM144 205H145V203H144ZM40 206V205H39ZM47 206V205H46ZM46 206H45V209H46ZM68 206H72L71 204L69 205L68 204ZM103 206V205H102ZM107 206H109V205H107ZM110 206H112V205H110ZM115 206V205H114ZM5 207V204H4V206L2 207V208H4ZM19 207H21V209H22V207L23 206H20L19 205ZM26 207V206H25ZM31 207H33V206H31ZM35 207V206H34ZM37 208H38V206H36ZM48 207L50 208V205H48ZM54 207V210L53 211H55V209L57 208H55ZM58 207H60V206H58ZM66 207V206H65ZM152 207V206H151ZM150 206H149V209L151 208ZM7 208H9V207H7ZM10 208H12V207H10ZM14 208V207H13ZM15 208H17V206L15 207ZM42 208V207H41ZM88 208V207H87ZM92 208V207H91ZM94 208V207H93ZM101 208V207H100ZM119 208V209H120ZM154 208H157L156 206H154ZM28 209V208H27ZM34 209V208H33ZM40 209V208H39ZM69 209H71V207L69 208ZM86 209V208H85ZM85 209H83V210H85ZM90 209V208H89ZM134 209H136V207L134 208ZM160 209V208H159ZM5 210V208L3 209V211ZM13 210V209H12ZM11 210V211H12ZM17 210V209H16ZM15 210V211H16ZM24 209H22V212H27V210H25V211H23ZM43 210V209H42ZM42 210H40V211H42ZM56 210H59V209H56ZM87 210V209H86ZM94 210V209H93ZM106 210V209H105ZM123 210V209H122ZM124 210H125V208H124ZM151 210H152V208H151ZM150 210V211H151ZM155 210V209H154ZM6 211H7V209H6ZM10 211V210H9ZM20 211V210H19ZM18 211V213H20ZM36 211H39V210H36ZM35 211V212H36ZM49 211V210H48ZM60 211H63L62 209L60 210ZM59 211V212H60ZM89 211H92V210H89ZM202 211V210H201ZM0 212H1V210H0ZM28 212H29V210H28ZM28 212H27V214H28ZM31 212V211H30ZM29 212V213H30ZM33 212H34V210H33ZM33 212H31L30 214H32L33 215ZM43 212V211H42ZM41 212V214H44L45 215V213L43 212L42 213ZM58 212V213H59ZM66 212V211H65ZM69 212L71 213V212H73V211H70L69 210ZM102 213H104L105 211H104V209H102V211H101ZM127 212V211H126ZM130 212V211H129ZM160 212V211H159ZM11 213V212H10ZM47 213H49V212H47ZM57 213V214H58ZM67 213V215L68 214H70V213H68V212H66ZM87 213H89V212H87ZM90 213H92V212H90ZM93 213H94V216H96L95 215V211H93ZM96 213H99V212H96ZM106 213H108V212H106ZM155 213H156V211H155ZM7 214V213H6ZM5 214V215H6ZM9 214V213H8ZM13 214V213H12ZM16 215H17V213H15ZM14 214V215H15ZM26 214V215H27ZM29 214V215H30ZM39 214V213H38ZM40 214V215H41ZM50 214L52 215V212L50 211ZM54 214H56V213H53V215ZM59 214H61V213H59ZM62 214H64V213H62ZM85 214V213H84ZM127 214V213H126ZM19 215V214H18ZM44 215H43V217H44ZM47 215V214H46ZM51 215H50V217H51ZM89 216L91 215V214H88ZM105 215H107V217L108 216H110V214H105ZM111 215H113V217H114V214H112L111 213ZM129 214H127V216H128ZM130 215H132V212L130 213ZM20 216V215H19ZM19 216H16V217H19ZM35 216H36V214H35ZM59 216V215H58ZM58 216H56V217H58ZM64 216H66V215H64ZM84 216V215H83ZM93 216V217H94ZM97 216H101V215H97ZM102 216H104V215H102ZM116 216H118V214L116 215ZM125 216V215H124ZM8 217V216H7ZM10 217V216H9ZM16 217H14V218H16ZM21 217V216H20ZM32 217V216H31ZM37 217H39V216H37ZM54 217H55V215H54ZM67 217V216H66ZM92 217V218H93ZM111 217V216H110ZM129 217V216H128ZM28 218H30V216H28ZM35 218V217H34ZM40 218V217H39ZM59 218H62V217H59ZM59 218H58V220H59ZM65 218V217H64ZM81 218V217H80ZM105 218V217H104ZM103 217H102V219H104ZM124 218H126V216L124 217ZM124 218H122V219H124ZM131 218H133V217H130L129 219H131ZM5 219H7V218H5ZM9 219V218H8ZM11 219V218H10ZM9 219V220H10ZM12 219H13V217H12ZM31 219V218H30ZM29 219V220H30ZM48 219H50V218H48ZM53 219V218H52ZM67 219V218H66ZM87 219V218H86ZM98 219H100V221L102 220L101 218H98ZM109 219V218H108ZM107 219V220H108ZM135 219V218H134ZM138 219V218H137ZM36 220V219H35ZM44 220V219H43ZM91 220V219H90ZM93 220H94V218H93ZM105 220V219H104ZM111 220H112V218H111ZM111 220H110V223H111ZM113 220H114V218H113ZM116 220H119V219H116ZM127 220H128V218H127ZM132 220V219H131ZM3 220H1V222H2ZM15 221V220H14ZM13 221V222H14ZM55 221V219H53V222ZM60 221V220H59ZM82 221V220H81ZM92 221V220H91ZM95 221V220H94ZM97 221V220H96ZM95 221V222H96ZM124 220H122V222H123ZM135 221H137V220H135ZM10 221H8L7 220V223H9ZM22 222V221H21ZM31 222V221H30ZM43 222V221H42ZM45 222V221H44ZM58 222V221H57ZM63 222H65V221H63ZM80 222V221H79ZM94 222V223H95ZM105 222V221H104ZM107 222V221H106ZM105 222V223H106ZM117 222V221H116ZM129 222V221H128ZM132 222V221H131ZM244 222V221H243ZM31 223H33L34 224V221H32ZM47 221H46V223H45V225H47ZM105 223H103V226H104V224ZM118 223V222H117ZM139 223V222H138ZM244 223H247V221H245ZM243 223V224H244ZM4 224V223H3ZM18 224V223H17ZM41 224L42 223H40L39 224V227L37 228V226H36V229L37 230H40L39 228H40V226H41ZM49 224V223H48ZM50 224H51V222H50ZM66 224V223H65ZM74 224H76V223H74ZM79 224V223H78ZM96 224V223H95ZM95 224H91L92 226H91V228H87V231H88V233H87V237H86V239H85V242L83 243V245H81V247H80V249H79V256H78V259H79V261L76 263V262H72V264H88L90 261H95L96 263H98V264H110L112 261H114L113 260V257H111L112 256V251H111V247L109 246V243L110 242H108V241H106V239L105 238H103L102 236H105V235H102L100 232L98 233V234H96L97 232V230H99V228H98V226L97 225H95ZM112 224V223H111ZM130 224H132V223H130ZM8 226H9V224H7ZM12 224H10V226H11ZM21 225V224H20ZM35 225H37V223L35 224ZM43 225V224H42ZM59 225L61 226L62 225V223L61 224H59V223H57V225H56V228L57 227H59ZM68 225V224H67ZM70 225V224H69ZM82 225V224H81ZM90 225V224H89ZM126 225V224H125ZM139 225V224H138ZM0 226H1V224H0ZM18 226V225H17ZM23 226V225H22ZM51 226H53L54 227V225H51ZM74 226H76V225H74ZM100 226H102V225H100ZM110 227V225L108 224H106V226H104V227ZM130 226V225H129ZM128 226V227H129ZM4 227H5V225H4ZM13 227H14V225H13ZM13 227H12V229H13ZM16 227V226H15ZM19 227V226H18ZM32 227H34V226H32ZM112 227V226H111ZM122 227H123V225H122ZM125 227V226H124ZM134 227H135V229L133 228V230H134V233L133 234H137V235H139V239H143L142 238V233H144V229L143 230H141V231H143L142 233L140 232V230H139V226H136V223L134 224ZM140 227H141V225H140ZM46 228H49V227H47L46 226ZM52 228V227H51ZM56 228H52L51 230H57ZM78 228V227H77ZM45 229V228H44ZM81 229V228H80ZM102 229V228H101ZM106 229V228H105ZM123 229H125V228H122V230ZM5 230V229H4ZM3 230V231H4ZM7 230V229H6ZM17 230H19L18 228H17ZM20 230H21V228H20ZM19 230V231H20ZM32 230H34V229H32ZM73 230V229H72ZM108 230V229H107ZM121 230V231H122ZM126 231H127V229H125ZM124 230V231H125ZM132 230V231H133ZM153 230H154V228H153ZM11 231V230H10ZM45 231V230H44ZM44 231H42V232H44ZM60 231V230H59ZM79 231V230H78ZM100 231V230H99ZM109 231H111L110 229H109ZM4 232H6V234H7V231H4ZM13 232V231H12ZM16 232V231H15ZM14 232V233H15ZM30 232V231H29ZM54 232H56V231H54ZM64 232V231H63ZM62 232V233H63ZM130 232V231H129ZM153 232V231H152ZM2 233V232H1ZM0 233V234H1ZM8 233H10V232H8ZM13 233V234H14ZM24 233V232H23ZM32 233V232H31ZM34 233H36V232H34ZM45 233V232H44ZM44 233H42V235H45ZM62 233H60V234H62ZM83 233V232H82ZM122 233H123V231H122ZM126 233V232H125ZM156 233V232H155ZM33 234V233H32ZM46 234H49V233H46ZM54 234V233H53ZM59 234V233H58ZM74 234V233H73ZM104 234V233H103ZM130 234V233H129ZM135 234V235H136ZM145 234V233H144ZM3 235V234H2ZM11 235H12V233H11ZM21 235H24V234H21ZM38 235V234H37ZM78 235V234H77ZM102 235V236H101ZM111 235H112V233H111ZM125 235V234H124ZM135 235H132V236H135ZM178 235V234H177ZM3 236H5V239L4 240H6L7 238H6V235H3ZM25 236V235H24ZM23 236V237H24ZM62 236H65V235H63L62 234ZM73 236V235H72ZM109 236V235H108ZM131 236V235H130ZM130 236H128V237H130ZM186 236V235H185ZM43 237V239H44V236H42ZM58 237H60V235L58 236ZM146 237V236H145ZM169 237V236H168ZM4 238V237H3ZM30 238V237H29ZM28 238V239H29ZM32 238H35V236L34 237H32ZM31 238V239H32ZM53 238V237H52ZM51 238V239H52ZM72 238V237H71ZM71 238H70V240H71ZM77 239H78V237H76ZM82 238H84V237H82ZM110 238V236L108 237V240H110L109 239ZM112 238V237H111ZM126 239H127V237H125ZM181 238H183V237H181ZM180 238V240H183V239H181ZM35 239H37V238H35ZM57 239V238H56ZM55 239V240H56ZM62 239V238H61ZM73 239V238H72ZM135 239V237L133 238V239H130V242H131V240H134ZM55 240H52L53 242H54V244H55ZM58 240H60L59 238H58ZM76 240V239H75ZM115 240V239H114ZM127 240H129V239H127ZM127 240H125V242L127 241ZM137 240V239H136ZM144 241H142V242H140V240H137L136 241V245H141L142 246V250L143 249H145V244H144V242H145V239H143ZM39 241V240H38ZM62 241V240H61ZM64 241H66V240H64ZM111 241V240H110ZM147 241V240H146ZM175 241V240H174ZM177 241V240H176ZM179 241V240H178ZM184 241V240H183ZM34 242H36V240L34 241ZM43 242V241H42ZM67 242V241H66ZM72 242V241H71ZM71 242H70V244H71ZM114 242V241H113ZM124 242V241H123ZM124 242V243H125ZM186 242V241H185ZM37 243V242H36ZM35 243V244H36ZM78 243H79V241H78ZM123 243V244H124ZM128 243V242H127ZM132 243L133 242H131V244L130 245H132ZM146 243H148V241L146 242ZM151 243V242H150ZM32 244L33 243H31L30 242V239L29 240H27V238L25 237V238H22V237H20V235H19V232L18 233H15L14 234V237H12V239H10V241H5V245L3 244L2 246H4V247H2L1 246V248H0V264H31V258H34L35 257V255L37 254V253H35V251H33V246H32ZM58 244V243H57ZM61 244V243H60ZM112 244V243H111ZM110 244V245H111ZM126 244V243H125ZM124 244V245H125ZM134 244V243H133ZM152 244V243H151ZM189 244H193V243H189ZM46 245V244H45ZM127 245V244H126ZM129 245V244H128ZM148 245H150L149 243L147 244V246ZM186 245V244H185ZM188 245V244H187ZM56 246V245H55ZM77 246V245H76ZM78 246H80V245H78ZM146 246V247H147ZM36 247V246H35ZM41 247V246H40ZM58 247V246H57ZM67 247V246H66ZM70 247H72V246H70ZM132 247H134V246H132ZM155 247H157L156 245H155ZM38 248V247H37ZM54 248H56V247H54ZM53 248V249H54ZM62 248H63V246H62ZM77 248H79V247H77ZM129 248H130V246H129ZM138 248H140V247H138ZM149 248V247H148ZM154 248V247H153ZM64 249H66V248H64ZM73 249H75V247L73 248ZM155 250H156V248H154ZM158 249V248H157ZM187 249V248H186ZM5 250V251H4ZM22 250V251H21ZM33 251L34 252V254H33V256H30L29 255V253H30V251ZM60 250V249H59ZM59 250H57V252H59ZM63 250V249H62ZM76 250V249H75ZM133 252L134 253H137V252H140L141 251V249H140V251H138V250H136L135 251V248H133ZM150 250H152V249H150ZM160 250V249H159ZM158 250V251H159ZM4 253H3V252ZM20 251L22 252V253H20ZM24 251V252H23ZM31 251V252H32ZM39 251V250H38ZM55 251V250H54ZM111 251V252H110ZM129 252H130V250H128ZM16 253V254H14V253ZM26 252V254H25V257L23 258L22 256V254L23 253H25ZM40 252V251H39ZM38 252V253H39ZM48 252V251H47ZM69 252H74V250L72 251V250H70ZM144 252V251H143ZM151 252V251H150ZM156 252H157V250H156ZM155 252V253H156ZM13 253V254H12ZM55 253V252H54ZM61 253V252H60ZM63 253V252H62ZM66 253V252H65ZM75 253H76V251H75ZM74 253V254H75ZM114 253V252H113ZM119 253V252H118ZM152 253V252H151ZM18 254V255H17ZM20 254L22 255V256H20ZM30 254H32V253H30ZM44 254V253H43ZM47 254V253H46ZM121 254V253H120ZM131 254V253H130ZM140 254H146V253H140ZM39 255V254H38ZM66 255V254H65ZM152 255H154V254H152ZM37 256V255H36ZM60 256V255H59ZM117 256V255H116ZM139 256V255H138ZM137 256V257H138ZM147 258H150L151 259V257H149L150 255H148L147 254ZM43 257V256H42ZM68 257V256H67ZM66 257V258H67ZM158 257H160L159 255H158ZM38 258V257H37ZM36 258V259H37ZM41 258V257H40ZM119 258V257H118ZM139 258V257H138ZM145 258H146V256H145ZM152 258H153V256H152ZM35 258H34V260H36ZM39 259V258H38ZM42 260L39 262V263H42V261H43V259L44 258H41ZM55 259V258H54ZM59 259H60V257H59ZM158 259H160V258H158ZM157 259V260H158ZM62 260V259H61ZM72 260V259H71ZM98 262H97V261ZM129 260H131V259H129ZM156 260V261H157ZM47 262H48V260H46ZM52 261V260H51ZM56 261V260H55ZM73 261V260H72ZM133 261V260H132ZM149 261V260H148ZM58 262V261H57ZM118 262V261H117ZM116 262V263H117ZM131 261H129V263H130ZM135 262H137V261H135ZM147 262V261H146ZM158 262V261H157ZM34 263V262H33ZM38 263V262H37ZM49 264H50V261L48 262ZM51 263H53V262H51ZM63 263V262H62ZM119 263V262H118ZM143 263H144V261H143ZM148 263V262H147ZM35 264V263H34ZM43 264V263H42ZM47 264V263H46ZM65 264V263H64ZM67 264H70V263H67ZM112 264V263H111ZM135 264V263H134Z\"/></svg>",
	"mask_w": 264,
	"mask_h": 264
}]
</instances>
